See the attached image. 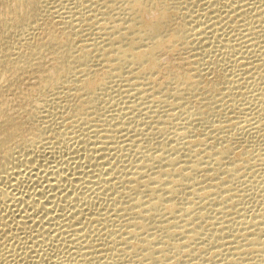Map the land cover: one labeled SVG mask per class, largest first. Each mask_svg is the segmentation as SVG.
Listing matches in <instances>:
<instances>
[{"label": "rangeland", "instance_id": "374dc122", "mask_svg": "<svg viewBox=\"0 0 264 264\" xmlns=\"http://www.w3.org/2000/svg\"><path fill=\"white\" fill-rule=\"evenodd\" d=\"M39 1H40V5L43 7L44 10H46L48 12L51 11L52 13H54V15H53L54 20H56V19L61 20L62 19V20H67L69 22L72 21L69 24H70V26H71V24L72 25L74 24V26H71V27H73L72 28L73 30H74V28H76V30H74L73 33L77 32V35H78L77 36L74 33L75 34L74 39H76L75 42L78 40L75 43L76 46L74 48V50L79 49L78 52H77V50L75 51L77 55H81L83 53L82 49H81L83 47V45L86 48L88 47L87 48L88 50L86 48H84L85 50L84 49L83 50L84 51L87 50L88 53L89 52L91 53L90 56H91L92 60H94V61H92L91 62L92 64H90V65H91V67H94L93 69L95 70V72L98 71L97 72L98 74L95 73L96 75H94L93 81L91 82V84L88 87L89 88L88 92L87 91H85V92L82 91V92L85 93V95H88V93H89L90 96H91V94H93V95L95 94V96L92 95V97H94L93 103H91L92 106L90 104L89 106H91V107L87 108L88 105L84 107L85 112L88 109H90L89 111H87V113H89V114H86V117H84V118H83V116H85V114L81 118L77 116V117H74V119H73L72 115L75 114V116H76L75 111L78 110L81 106V105H79L81 101L78 99V97L76 96V98H73V97H69L67 95L68 97L66 96L67 97L66 98L64 96L67 100L64 99V97H61L64 101L66 100L68 102V99H69V102L71 101L69 105L67 104L66 101H65L66 103H64L67 107L70 108L68 110L64 107L65 105H62V100L58 99L59 97L57 96L58 97L57 98L55 94H54L55 96L52 94L53 92L51 91V88L49 86H47L46 84H45L46 86L45 85L43 86V84L41 83L42 84V87H41V84L37 83V82H39L38 80H42L43 76L45 77V79L47 81H50L56 77L55 72L57 70V66H56L57 61L54 59V57H52L53 59L50 58L53 55H51L50 57H48V56L45 57V59H44L45 61L43 60L44 62L42 64L43 65L42 71L39 73H36L35 74L36 76L34 75L36 78L34 76L30 77V76L23 75L24 77L26 76L25 78H23V76H21L23 78V79L21 78V80H20L21 84H22L21 88L17 89V93H16L15 88H13L11 90H13V91L15 90L13 92L15 95L13 93H9L8 95L5 96V102H7L5 105L6 109L8 107L9 108H15V109H13L15 111H12V113L15 112L16 114L22 108V107H19L18 104H20V102H22V100H24V98H26L25 95L27 96L29 94L27 96L28 98H31L33 96V99H35V102H36V100H37V102L40 100L38 103L41 104L40 102H42V104H41L42 106L44 105L43 101H47L49 99V101L45 102V104L46 103L47 104L44 105L43 108L41 107V105L39 106L38 103H36L37 107H39V108L36 107V109L38 110V111L36 110V112L38 114L41 113L40 114L41 116L39 115L40 116V117L38 116L39 118L36 116L38 119L35 118V121L37 123V124L36 123L35 124H36V126H38L39 124L42 123V126L41 125L40 126L42 128L45 127L44 129H45V133L47 131V134H48L47 136H49V138L52 136V137L58 138V139L53 140L54 138L51 137L49 142H47V140L46 141L44 140V141H42L43 144L37 143L38 145L37 144L35 145V152L39 153V154L41 152V154H40V156H39V154H35V155H37V158L39 156V158H38L39 160L37 159L38 163L35 165L31 164L32 168L34 166L35 169L34 168H33V170L30 169V172H28L29 171L28 169H27L28 171L26 170L27 172L24 170L25 172H23V175L25 173L26 174L22 177V181L20 184L22 187L19 186V188H21V189L23 188V189H22V191L19 188H18L19 190H16L18 192L20 191V193L15 192V190H10V188H9V191H11V193H10L9 191H6V188L8 190L7 184L4 185L3 183H1L3 186L0 184L1 189H3L2 187L5 186L4 187L5 189H3V192H5V194H6V192H8L9 194L8 195L6 194L7 196L11 195L10 198L7 196L2 198L3 201L5 199H7V200H5L6 203L3 202L2 199L0 200V203H3L2 205H0V206H2V207H0V218H3V216H5L4 221L6 220L7 223L8 222L11 223V224L9 223V230H7V232L5 231L2 234V236L6 234L7 237L3 236L0 239V240H2L3 238L5 239V241H4V239L1 241L2 242L1 249H3V250L8 249L7 251H9V252L12 251L13 253L15 251L16 254H18L17 252L20 250L18 255H21V254H23L22 252H26V250H28L29 246L33 247L34 244L39 242L40 244L42 243L41 244L42 247L39 246L40 248H37V250L40 249V251L39 250L37 251L36 249H35L36 251H34V250H31L30 248L28 251L31 250L32 252L31 251L30 252L32 254L34 252L35 255L34 254L33 255L35 256L36 259H37V257L40 256L41 262L37 261L39 259L35 260L37 262H40V264L43 263L44 258H45V262H46V263L44 262L45 264H48L47 263L48 259L51 260L50 262L48 261L49 264H52V263L54 264V262H56L55 264H60L59 263L60 261L62 264V261L64 259L66 261L67 260L70 261V264L73 263V261H74L73 259H75L74 262H76L74 264H79V263L83 264L84 261L77 262L81 258L79 257V255H78V257L75 256L76 255L75 253L78 254L79 250H83L84 244H82V243H86L85 241H87V240H83V238L76 239V241L78 240L77 242H79V240H81L80 241L81 246H80L79 245L80 242L77 243L74 240L75 238H77L76 236L70 237V236L74 235L73 233H72L73 234L72 235L70 232H68L71 234V235L68 234L69 236H67V235H64L65 237L61 236V238L63 240H61L60 236H57V238H55L54 241H53V238H51L52 234L50 236V232L46 233V234L49 233L48 236L46 234L43 236L42 234L45 233L46 231H50V230L53 231L54 229L56 230V228L57 227L59 228V226L62 227V228H60V230L65 229L63 226H61V224L62 225L64 224V221H65L64 218L62 219V221L64 220L63 223H61L62 222L61 221L60 222L61 224L59 223V225H58V222L60 221V219H58V218L61 217L60 215H62V213L64 214V216H66V219H67L68 213L70 214L72 211L75 212L76 211L75 209L77 207H78L77 211H79V208L81 211H83V210L85 211V209H87V207L89 208L91 206L90 208H92V209L89 208V210H87L86 212L83 211L84 215L86 214L87 216H84L83 213L81 214L82 217L84 216L83 218L81 217V219L88 220V222L91 224H89L88 222H87L88 223L87 224L86 221H84V223H83V221H81L82 222L81 225H83L84 227L86 226L87 230L90 229L89 230V231H91L90 234H92V236L89 237L90 239H92V240L94 239L93 241H95V240L97 241V239L99 238L100 241H98L97 243H96V241L93 242L89 238H88V240L91 241L92 244L95 243L94 246L99 245L98 246L99 248L97 246H96L97 248L96 247L95 248L96 249H102V254H101V252L99 254L95 253V254H97V255H95L96 258L94 257V255L93 256L88 255L87 261L89 260L90 262H94V264H97V261H98V264L99 263L105 264L104 260L106 258V260L108 262H111V260H112V259L110 260L111 256H112V258L115 257L114 260H116V256H117V258H119L118 251L116 252L115 250H111V253L109 252L110 249L112 248V246L113 247H116V246L110 245L109 246L110 249L108 247H106L107 248L106 249L105 247L100 246L99 242L101 243L103 238H106L105 234H109L107 232L115 229L113 227H117V228H116V230L112 231V234L114 232H116L118 229L120 230L121 228H123L122 229L123 231L120 230V232H119V230H118L116 234L123 232L122 235L125 234L124 235L125 237H127V238L131 237L129 234L130 232L126 233V231L128 232L130 230L128 227L130 225H131L130 228L132 229V226L135 223L134 219L132 218L133 216L131 215L132 214L131 211L132 212L136 211L138 208H136L137 207V205H136L133 208L134 210L130 209L135 205V201L131 200V202H130L129 200L132 198L135 199L138 197L139 200L140 199L143 200V198H145L144 200L147 201L146 202L143 200L146 204L145 206H147V208L145 206H144V208L147 211H149V212H147V214L145 213V215L147 216V219L149 218V216H150V218L148 220L146 219V222L148 224L145 221L144 222L146 223L145 224L146 228L149 226L148 227L149 231L150 232L153 231L152 234H154V235H152L150 232L148 233V231H147L148 229H145L143 231V228L142 229L140 228V229H138L139 232L141 231L139 237L142 238L141 235H143V234H146V236L151 235L152 237L151 236H150V238L148 237L149 240L152 238L150 241V246L153 245L152 248L155 247L153 249L156 251L151 250L152 248L149 250L144 249L143 247H140L138 244L135 246L133 243L134 241L131 240L133 238L131 237L130 241H132V243L129 244V249H130L129 251L132 250L133 254L126 255L125 258L123 255L122 260H124L123 261L124 264H133L132 262H134V264H137V263L138 264H264V48H263V46H264V42H263L264 41V13H263L264 11L263 10L264 9H262L264 7V0H250V3L248 2V0H242V1L241 0H146V2L149 3L148 8H146L143 3L138 4V6H136L137 7L136 9H138L143 14V19L146 20L147 22L156 21V19L159 18L158 16L162 14V10H164L166 13H168L167 16L170 15V17H172L171 20L169 18L170 21L167 20V21H169L168 25H166L167 23H165V25H164L165 27L163 26V28H165L166 30L163 28H160L161 30H159L160 32L162 31V33L165 32V35H167L168 32H170L171 35L173 33H175L176 31L180 32L181 28H184L183 31H181L184 34L188 31L186 34L189 36H187V35L186 36L189 39L183 34L184 39L186 37L184 42L187 40L189 41V42L187 41L188 43L187 42L185 43V44H188L187 47H186V45L182 46L181 44H178L177 46L172 45V47L169 48L168 50L162 51L163 53L161 52L162 53V54H160L161 57H159V54L157 53L156 57H159L158 63L160 64V68L158 70L153 69L150 65H148L149 63L148 64L147 63L142 64V66L138 65V64H131L128 61H126L127 63L126 62L122 63L114 57V56H116V53L118 51V50H116V47L117 48L118 47H124L125 45H127L126 43H130V41H128V40L130 38H133V37H131L133 35H134V37H137L136 33H138V30H139L138 27H136V28L135 27L134 28L129 27L131 29V30L129 29L130 34L128 31H126L128 29L127 25L129 26L130 21L132 19L130 15L133 14L132 10L129 9V7H128V6H130L129 1H131V0H111L110 2L108 0H39ZM213 1L215 3V7L213 5L214 4ZM206 2H207V4H205ZM211 2L213 3V4H211V7L213 6L212 8H215V10H217V9L219 10V11L218 10L216 11L217 14L216 13H214V14L216 16H218V15L221 16L223 20L219 19L221 17H219V16L216 17L213 14V10H211V7H209ZM243 2H244V4L245 3L246 4L244 5ZM236 3L240 4V6ZM87 4H89V5H87ZM233 4H234V7H232ZM206 5H208V6L206 7ZM243 5L244 6L247 5L246 8L247 7L248 8L246 9ZM241 6H243L245 8V10L244 9L241 10L240 9ZM105 7H107V8H105ZM204 7L205 8L209 7L208 9H210V11L212 12V15H210L211 14L210 11L204 14L203 12L208 11ZM230 7H232V8H230ZM235 7H238V8H235ZM260 7H262L261 8L262 11L259 9ZM126 8L128 10H131V11H128ZM184 8H185V10H183ZM257 8L259 10L256 11ZM202 9H203V11H202ZM229 9H230V11L232 9H235L236 12H233L235 10H232V12H229ZM215 10H214V12H215ZM239 11L242 14L244 12H246V14H244L245 16L242 15ZM128 12L130 14H127ZM228 12L231 14H229ZM260 12H262V13H260ZM55 13H57V14H55ZM198 13L200 15H202L201 18L200 17L197 18L199 16V15H197ZM107 14H109V15H107ZM226 18H229V19L227 20ZM242 18H244V19L246 18V19L244 20ZM104 19H105V21H104ZM172 19H174V20H172ZM195 19L198 21H196ZM198 22H200V23H198ZM202 22H204V23H202ZM206 22H207V24H206ZM102 23H106V24H102ZM201 23L203 24V27L201 25H197V24H201ZM211 23H214V25ZM125 24H126V26H125ZM102 25H104L105 27ZM216 25H218V26H216ZM182 26H184V27H182ZM206 26L207 27L212 26L213 29H215V30H213L211 27L210 29H212V30L209 31L210 29L209 28L207 29ZM116 27H119V28H117V31H116ZM195 27H196V29H195ZM200 27L201 28L206 27L207 33L202 34V36L197 35L195 32H197V29H201ZM217 27H218V29H217ZM78 28H79V30H78ZM121 28H122V30H121ZM69 29H71V28L69 27ZM133 29H134V31L135 30L136 31L133 32L132 31ZM173 29L174 30L176 29V30L174 31ZM248 29H249V31L251 30V32H249ZM184 30H187V31L184 32ZM123 31H124V34H123ZM159 31L157 33H159ZM166 31H168V32H166ZM246 31L249 32V34ZM146 33L149 34V31ZM146 33L141 32L140 37H139V33H138V38H141L142 36H143L142 38H146L151 34L150 33L148 35ZM113 34H114V36H113ZM144 34H146V35H144ZM250 34H251V36L252 35L253 36L250 37V39H249V37H246V36L247 35L250 36ZM109 35H110V37H109ZM119 35L124 37V38H119ZM163 35H164V33H163ZM112 36H113L114 42L112 41ZM144 36H146V37H144ZM151 36H150V38H151ZM209 36H210V38H209ZM25 37L30 38V36H28V35H26ZM243 37L245 40L243 39ZM252 38L254 40H252ZM15 39H17V38H15ZM15 39H14V41H16ZM66 39H67V36L62 39V42H60V45L61 44L64 45ZM109 39H111V41L115 44L111 43ZM147 39L149 40V41L147 40L148 43H150V41H152L149 39V37ZM152 39H153V37H152ZM246 39L248 42L250 41L249 42L250 45H249V43H247ZM79 40H81V41H79ZM120 40H123V41H121L119 43ZM139 40H137V42H136L137 47L142 46V44H140V42L144 43L146 41V39H145V41L143 42V39H142L139 42V45H137ZM255 40H256V42H254ZM108 41L111 44H113L114 46L111 45ZM125 41H126V43H125ZM251 41H253V42H251ZM254 43L257 46L260 43L259 48L260 49L262 48L263 51L260 50L258 47H256L259 50V52L251 55L252 56L251 57L252 62H250L251 60H249V61H247L249 64L248 63L245 64V62H243V60H239L240 56L242 55V53L248 52V50H250L251 48L253 49L255 47ZM93 44H94V46L98 45L99 47L98 46L94 47ZM107 44L108 45L110 44L109 46H111L112 48H109V46ZM120 44H122V45L120 46ZM144 45L145 44H143V47L140 49V51L143 50ZM253 45H254V47H252ZM261 45H263V46L261 47ZM77 46L79 48H77ZM90 46L92 47L91 49H90ZM103 47L107 48V50L109 49L107 51L109 54L105 53L106 51L104 53L102 52ZM249 47H251V48H249ZM113 48L115 49L114 52L112 50ZM80 49H81V51H80ZM110 49H111V51H110ZM260 51H262V52H260ZM101 53H103L104 55H101ZM256 56H258V57H256ZM105 57H107V58H105ZM101 59H103V60H101ZM105 59H106V61H104ZM118 61L121 63L120 66H119L120 63ZM110 63L113 65H111ZM94 64H98V65H94ZM132 65H134V66H132ZM78 67H81L80 68L81 70L78 69ZM78 67L76 68V70H78V71H76V74L78 77H81L82 73H83L82 71L84 69H86V67L85 66L83 67V65L78 66ZM148 67H149V69H148ZM82 68H84V69H82ZM39 84H40V86H39ZM217 85H219V86H217ZM235 85H237L238 87L236 86V88H234ZM40 87H41V90H40ZM45 87H47V88H45ZM229 87L232 89L230 90ZM42 88H44L46 90L43 91ZM233 88H234V90H233ZM229 90H230V92H229ZM42 91L44 93H46V95H44V93L42 94ZM39 92L43 95L40 98L38 97L39 95H41ZM229 93H230V95H229ZM47 95L49 97H47ZM62 96H63V94H62ZM9 97H11V98L9 99ZM13 97H15V98H13ZM43 97H45V99L47 98V100H45ZM53 97H55V98H53ZM18 98H20L22 100H20ZM70 98H71V100H70ZM72 98L74 99V101H76V103H77V100H75V99H78L79 104L78 103L76 104V105H79V107H77L78 109L76 108V105L73 104ZM51 99H52V101H51ZM83 99L85 101L84 96L81 100H83ZM174 102H176V103H174ZM71 105H72V108H71ZM73 105L75 106V108L73 107ZM45 106H47V107H45ZM30 107H28L27 109L30 108L32 110V105ZM48 107H50V108H48ZM16 108H18V109L20 108V109L18 110ZM60 108L62 110H60ZM85 109H87V110H85ZM44 110L46 112H43ZM66 110H68L70 114L66 113V115H65ZM70 110L71 111L73 110V113H71ZM48 112H50V113H48ZM49 115H51V116H49ZM64 116H66V119H68V120H66ZM70 117H72L73 120ZM75 118H77V120ZM79 118L81 120L83 118V120L80 121ZM69 119H71L73 122H75V120H76V123L73 124V122ZM160 119H161V121H160ZM59 121H60V123H59ZM66 121H67V123H66ZM68 122H70L71 126H70V124H68ZM58 123L59 124L63 123L65 125H63V124L59 125ZM72 124L74 126H72ZM76 124H79V125L77 126ZM62 125L65 128H63ZM81 128H82V130H81ZM85 130H86V133L84 132ZM97 130H98V132H97ZM59 131L63 133V137H65L66 139L61 137L62 134L59 133ZM106 131H108V132H106ZM57 133H58V135H57ZM82 133H85V134H82ZM108 134H110V138L105 139V136L109 137ZM55 135L57 137H55ZM87 136H88V139H87ZM94 136H95V138H94ZM60 137L63 138L62 139L63 144H59V143H62ZM74 137L80 141H77L76 139H74ZM98 138H100L101 140ZM51 139H52V144L54 142H55V144L49 145V143H51L50 142ZM110 140L112 142H110ZM93 141H94V144L96 143L95 146L93 144L89 146L88 144L93 143ZM102 141H104V142L101 143ZM44 142L46 143V145H44L45 144ZM105 142H107L110 145H107V143H105ZM104 143L106 144V146ZM39 145H41L42 147L40 146V148H39ZM43 146H45V147H43ZM52 146L57 151V153L55 152V154L56 155L58 154L57 156H59L56 158V160H58V161H56L55 159H53V160L52 159L42 160L43 158H45V157H43L44 154H42V153H44L45 151H46L45 153L55 151V149H52ZM58 146H60V147H58ZM63 146H65V147H63ZM93 146H94V148H93ZM225 146L229 147L228 148L229 151H227L229 153H227L226 157L224 156L225 158L223 157L224 159L223 158L220 159L219 158L220 157L219 152ZM37 147H38L39 151H38V149L36 151ZM78 147L79 148L81 147V148L79 149ZM86 147H88L89 149ZM91 147H92V149H91ZM97 147H100V148H97ZM82 148H84V149L82 150ZM42 149H44L43 150L44 152L42 151ZM98 149H99V152L97 151ZM88 150H91V151L93 150L94 154H91L93 152H91V151L89 152ZM61 151L63 153H61ZM69 151H71V152H69ZM95 151H96V153H95ZM216 152H217V154H216ZM22 154H21V156H24L26 154V152L25 153L23 152ZM85 155H86V157H85ZM92 155L96 158L95 160H93L94 158H92L93 157ZM101 155L103 157H101ZM217 155H218V158H217ZM152 156H154L156 159L153 158ZM41 157H42V159H41ZM84 157L86 159H84ZM259 157H261V158H259ZM80 158H82V159H80ZM106 158H107V161L105 160ZM148 158L149 159L151 158L150 161ZM63 159H65V160H63ZM70 159H71V161H70ZM60 160H62L61 162H63V164L65 163L64 167L67 165L66 166V167H68L67 171H66V169H67L66 167L65 168L61 167V166H63V164L60 162ZM108 160L110 161V163H108L110 165H107ZM146 160H148V161L146 162ZM48 161L50 162V164ZM54 161H56V162H54ZM73 161L74 162L77 161L80 164L74 163ZM104 161H106V162H104ZM157 161H159V163ZM218 161H220V162H218ZM35 162H37V161L35 160L34 163ZM70 162H73V165ZM140 162H142V163H140ZM51 163H53V164L51 165ZM56 163H57V166H60V169H63V170H61V171H63L62 172L63 175L61 174V171H59L60 172L59 174H61V177H62V180H61L62 182L60 181L61 184H59L60 182L58 183V185H59L58 188L60 186L61 187L59 188V190H57L58 188L55 187V188H57V189H55V191L58 192V196L61 195V197L56 196V198H55V200L58 198L57 202L58 201L60 202V203L58 202L59 204L57 205V207L59 206V208H57L56 205H53L54 203H57V202L54 200L55 202L52 203L53 198H52V201L50 198L48 200V203L50 201L51 206H48V208H49V210L51 209L50 211L53 213L54 217L50 216V215L43 216L44 213H42V212L41 213L43 215L40 213V216L38 214H35V216L36 215L39 216V218L36 216V219H38L37 221H39V219L41 221V217H43V219H45V221L47 220L46 222L44 221V225L43 224L41 225L43 227L45 226L44 230L46 227L51 228V229H46L45 232L42 233V231L38 232L42 227L38 229L37 228L38 225L37 226L35 225V228L34 227H31V229H30V227L27 228L28 229L27 230L28 234L26 233L27 235L26 234L21 235V236H27L28 238H26V239L29 240V243L26 239H25V241H23L24 237H22V239H20V241H21L20 244H18L19 240H14V239L10 240V238H11L10 236H12V234L8 231H12V227L16 226V225H12V224H15V221L13 220L14 219L13 216L15 215L14 213H16V210H18V209L22 210L21 209L22 205L21 206L19 205L18 207L15 206V209L17 208L16 210L14 208H10L12 205L13 206L15 205L12 202V198L15 196L17 197L19 194L20 195L23 194L21 196H24L28 200L32 196L33 193H37V195L36 194H35L36 196L33 195L32 198L35 197V199H36V197H37L38 199H36V200L41 199V201L42 200L45 201L46 199H48V196L51 194L50 193L51 191H52V193L55 194V191L49 190L50 188L47 186L48 185V183H47L48 179L46 180V177L49 178V176L46 174H47L49 169H53L52 168L53 166L56 167ZM67 163H69L70 165ZM81 163H82L83 167L82 166L78 167L79 165H81ZM101 163L102 164L104 163L103 164L104 166L101 165ZM144 163L147 165H145ZM168 163L170 164V166L168 165ZM39 164L42 166L41 168L39 167L40 166ZM58 164H61V165H58ZM95 164H96V166L99 165L101 167L97 166L98 167L97 168L95 166ZM137 164L138 165L141 164L139 166L143 165L144 169H145V167H146V169H148V170H145V172H146L145 177L148 178L147 180H151V179H153L152 181L157 180V181L153 182V184L151 183L152 186H150V188L152 191L146 190L144 187L143 188L139 187L140 189L136 188V190L138 189L141 192L136 191L135 188L134 189L132 188V187L136 186L135 183H133L134 185L132 184L133 185L132 187H131V184L125 183L127 181L126 179L128 178V177L126 178L125 176H127V174L131 175L132 170H133L132 166H133L134 171H135V167L136 168L139 167V166L137 167ZM205 164H207V165H205ZM49 165H51V166H49ZM121 165L123 167H121ZM46 166H49L51 168L46 167ZM73 166H75V168H73ZM111 166H113L112 167L113 169L111 168ZM161 166H162V168H163V166L166 167L167 171L171 170L172 173L175 172V173H173L174 175L173 174L172 175H165V173H166V172H164L165 169L163 170L161 168ZM70 167H71V171L75 170L77 172V170L80 169L77 172L79 175L77 173H75V171H74V173H75V175H74L70 171ZM106 167H108V168L110 167V168L108 169ZM157 167L162 169L163 171H161V170L159 171ZM39 168H40V170H38ZM102 168L105 170H102ZM114 168L116 170H114ZM124 168H125V170H124ZM214 168H215V170H214ZM44 169H45V171H44ZM81 169L86 170V171L83 170L85 173H83L81 171ZM119 169H121V170H119ZM211 169H213V170H211ZM41 170L44 172H41ZM97 170H102L101 172L99 171V173H103V174L96 173L99 175V179H97L98 175H96V176L92 175V176H93V178L96 177L95 179L99 180L98 182L100 184L103 183L101 181L102 178L104 179L103 180L104 185H105V182L109 180L110 185L107 184L108 183L107 182L106 184L109 186L105 185V186H107V188H105V189H109V191H112L113 193L112 192L110 193L107 190L110 193L107 198H106V196H107L108 192L106 190L103 191V189L105 187L103 184H102L103 187L101 185V190H100V186H99L100 184L97 183V180H94L91 177H89L90 182L88 180V176H90L91 174L89 175V173H87V172H90V173L98 172ZM110 170H113V172H111ZM32 171L35 172L36 174L38 172L39 178H38V175H36L35 173L34 174L32 173L33 174V176H32V174H31ZM49 171H51V170H49ZM103 171L104 172L107 171V172L104 173ZM147 171H149L151 174L149 177H148ZM64 172H66L67 174ZM80 172H82L84 175H82V173L80 174ZM160 172H161V174H160ZM163 172H164V175H162ZM216 172H219V173H217L218 175L216 174ZM221 172H222V175H221ZM229 172H231V173H229ZM106 173L107 174L110 173V174L107 175ZM129 173H131V174H129ZM29 174H30V176L27 177V175H29ZM48 174H50V173L48 172ZM70 174L73 175L72 176L73 178L71 177ZM87 174H88V176H87ZM92 174H95V173H92ZM157 174H158V176H157ZM43 175H45V176H43ZM64 175H66L67 179H69V180H67ZM80 175H81V177H80ZM100 175L102 176L101 179H100ZM41 176H42V178H40ZM77 176L79 177V180L82 181V179H83V182H81L83 185L81 183H78L79 181L76 180V179H78V178H76ZM86 176H87V178H86ZM103 176L105 178L107 176V178H106L107 180ZM109 176H111L112 180ZM116 176H118V177H116ZM63 177L67 181L64 180ZM28 178H31V179L34 178V179L32 181H28L27 180ZM113 178H115L114 179L115 181L113 180ZM121 178H123V180ZM31 179H29V180H31ZM72 179H73V181L71 183ZM160 179H161V182H160ZM213 179H216V180H213ZM23 180L28 181L29 183L23 182ZM75 180H76L78 186H77L76 182H74ZM120 180L122 182H120ZM164 180H165V182H164ZM116 181H117V183L119 182L118 185H121L122 187L116 186V184H117V183H115ZM34 182H38V183H34ZM68 182H69V184H65V186L69 185L68 187H70V189L66 186V188H68L69 191L66 188L64 190L65 186L63 185L64 183H68ZM84 182H86V184L89 182L90 185L88 183L86 186L84 184ZM92 182L93 183L96 182V184L98 186L96 184L94 185ZM114 183H115V185H114ZM122 183L123 184L125 183V186ZM156 183H161V184H156ZM72 184H74L76 186L73 187ZM126 184H127V186H126ZM9 185L10 184H8V186ZM25 185H26V187H25ZM88 185L90 186V188H88L89 187ZM91 185H93V186L91 187ZM112 185L114 187L116 186L118 189L116 187L115 188L110 187ZM128 185H130V186H128ZM160 185H162L163 188H160V187H162ZM94 186L97 189H94ZM123 186L125 188H123ZM126 187L127 188L131 187L132 189L130 188L131 190L129 189V192H128V189L126 192H124L125 191L124 189H126ZM154 187H156V188H154ZM164 187L167 190L166 189L164 190ZM37 188H39V189H37ZM110 188H111V190H110ZM119 188H122L123 190H121ZM158 188L163 189V191H165V192H163L162 190H160ZM72 189H73V191H72ZM88 189H90V190H88ZM141 189H144V190H141ZM173 189H175L176 191L173 192L172 194L168 193V191H171ZM37 190L39 193L37 192ZM60 190L62 192H64L65 194H63ZM93 190L95 193H97L100 190V192H101L100 194H102L103 196L102 195L100 196V194L97 193L98 196H100V197H97V194H94V192H92ZM95 190H98V191H95ZM132 190H133V192H132ZM134 190H135V192H134ZM13 191H14V193H13ZM32 191H33V193H32ZM59 191L62 194H59L60 193ZM71 191L73 194V198H72V196L71 197L67 196V199H66L67 192H69L71 194ZM118 191H119V194L117 193ZM144 191L146 192V195H145V193H143ZM25 192L27 193V195ZM57 192H56V194H57ZM138 192H139V194H137ZM148 192H150L149 194L152 193V195H149ZM155 192L156 193L163 192V194L161 193V195L160 194L158 195ZM16 193H18V194H16ZM28 193H31V196H30V194L28 195ZM40 193H41V196H45V197L44 198L41 197ZM135 193L137 196H135ZM141 193L143 194V198H141V196H140V195H142ZM54 194H51V195H54ZM168 194H170L171 196H169ZM62 195L63 196L65 195L64 196L65 198ZM76 195H77V197H76ZM126 195L128 197H126ZM162 195L163 196L166 195V196L162 197ZM155 196L162 198L161 199V200H163L162 203H165L164 198H166V197L167 198L173 197V198H171V201L169 200V198L168 199L166 198L168 201L166 200L167 202L165 203V207L162 208L163 205L160 206L162 208V211H160L158 209L160 207L154 208V207L150 206V202H149V201H151L150 197L154 198ZM18 197H20V196H18ZM129 197H130V199H129ZM8 198L10 199L11 203H8V201H9ZM68 198H69V201H70V198H71V201L74 200L72 202L74 205L72 204V206H74L75 208H73L71 206V201L68 202ZM87 198L89 200H87ZM115 198L117 199L116 202H115ZM119 198H121V200H119V201H122L121 205H120V203L117 204ZM230 198H231V200H230ZM60 200L62 201V203ZM64 200H67V203L70 204V206H68V204L66 203V201L64 202ZM77 200H80V202L79 201L75 202ZM82 200H83V203H84V201L85 202L86 201L91 202L90 203L91 205L86 204V206H85V204L82 203ZM99 200H100V202H99ZM143 201H142V203L144 205ZM113 202H114V204H113ZM123 202L124 203L128 202L127 204L126 203L125 204L126 205L130 204L129 205L130 207L126 206ZM76 203H78L79 206L75 205ZM81 203H82V205H81ZM115 203H116V207L118 205H120V206H118L119 207L118 209L120 211H122V212H120L121 217L119 216V214H117V213H119L118 212L119 210L118 209H116L117 211L115 210V208H116L114 206ZM132 203L134 205H131ZM147 203H148V205H147ZM5 204L6 205L8 204V205L6 206ZM60 204L62 205V208L64 205L65 209L67 208L65 205H67L68 208H70L72 211L69 210L70 211L69 212L66 209V212H68V213H66L64 208H63L64 210L61 209ZM9 205H10V207H9ZM23 205L25 206V207L22 206V208L23 207L25 208V209L23 208V211L27 210L26 209L27 204L25 203ZM88 205H90V206H88ZM122 205H124V206H122ZM54 206H55V208H54ZM94 206H96V207H94ZM106 206H107L106 209H108V212H106V210H103V211L100 210ZM3 207H4V209L2 211L1 209ZM5 207H6V209L8 207L9 208L6 210ZM120 207H121V209H120ZM125 207L127 208V210L130 209V210H128V211H130L129 212L130 215L128 213H125L126 212V211H124V210H126ZM52 208H53V210H52ZM123 208H124V210H122ZM13 209L15 211H13ZM96 209L97 210L99 209V211H97L98 213L95 212ZM112 209L115 210L114 214H113V211H109ZM150 209H151V211H150ZM155 209H157L158 211H155ZM60 210H63L64 212L60 211ZM93 210H95V211H93ZM153 210L157 213H155V212L153 213ZM27 211L31 212V209L28 208ZM100 211H102L103 214L100 215V213H101ZM110 212H111V214H110ZM150 212H151V215H150ZM2 213H6V214L3 215ZM54 213L55 214L58 213V215L55 216ZM91 213L94 214V216H96L95 217L96 219H94V216L91 217L92 216ZM108 213L111 215V217H114V218H111ZM148 213H149V216H148ZM7 214H9L10 216H8ZM49 214H51V213H49ZM89 214H91V216ZM98 214L100 215L101 218L102 217L103 218L100 219ZM122 214H123V216L126 215L125 217H128V218H125V217L122 218ZM104 215L105 216L109 215V217L104 218ZM57 216H59V217H57ZM64 216L62 215V217H64ZM175 216H177V217H175ZM6 217H8L9 220H11L10 218H12V220L9 221L8 219H6ZM52 217L55 218V222L53 221ZM97 217L100 219V221L104 220L101 222L104 225L103 224L100 225L101 223L98 225V226H101V228H103L102 230H105V228L108 227L107 228L108 230L106 229L105 230L106 232L104 231L105 233L102 230H101L102 232L99 231L100 235H99V232H96L100 228L97 225L92 224L96 220H97L96 221L97 224L99 223V219H97ZM108 218H111V219L108 220ZM116 218H122V219H116ZM112 219H116V220L115 221L113 220L111 223L110 221ZM123 219H125V222ZM129 219H130L129 224L131 223V220L133 221L130 225L127 224ZM48 220H50L49 226H48V224H49ZM51 220H52V222H51ZM107 220L109 222L108 223L106 222L107 225L105 226V224H106L105 221H107ZM183 221L184 222L187 221V222L184 223ZM119 222H120V227H119ZM51 223L52 224L57 223L58 226L57 225L54 226V224L51 225ZM65 223H67V222H65ZM117 223H118V226H117ZM121 223L124 225L121 226L122 225ZM108 224H109V226H108ZM156 224H158V225H156ZM177 224H178V226H177ZM11 225H12V227L10 228ZM81 225L79 227H81V229L84 230L83 229L84 227ZM90 225H92L91 228H90ZM111 225H114V226H111ZM125 225H127L128 230H126L127 228L126 229L124 228ZM181 225H182V227H181ZM51 226L54 227L53 230H52ZM93 226L94 227L96 226V227L94 228ZM104 226H105V228H104ZM175 226H177V227H175ZM86 227H85V230H86ZM88 227H89V229H88ZM92 227H93V230H92ZM109 227H110V229H109ZM157 227L159 229H157ZM33 228H34V230H33ZM94 229H96V231ZM87 230H86V232H87ZM13 231H12V233L17 232V231H14V232ZM21 231L18 230V233H20ZM32 231H37L40 234H38L37 232L33 233ZM65 231H67V230H65ZM92 231H95V232H92ZM23 232H24V230H23ZM25 232H26V230H25ZM82 233H83V231H82ZM95 233H97L96 234L97 238L95 236ZM101 233H103V234L101 235ZM116 234L115 233L113 234V235H115L114 237H117ZM126 234H129V235L127 236ZM29 235H31V236H29ZM41 235L44 237V239ZM94 236H95V238H94ZM99 236H101V237H99ZM31 237L33 238V240L36 239V242H35V240L33 242ZM47 237L48 238L50 237L49 238L50 240H48V242H47L48 244L45 243L46 240L48 239ZM143 237H145V236H143ZM37 239H39V240L42 239L43 241L44 240L45 241L43 242L42 240L39 241ZM51 239H52V241H51ZM57 239H59V240H61V242L62 241L63 242L61 243ZM7 240L9 242L4 243V242H7ZM69 240H71V243ZM17 241H18V243H17ZM56 241L57 242L59 241V242L57 243ZM128 241H129V238H128ZM50 242H55L56 243V244L54 243L55 246H57V244L60 243L59 244L60 246H57V248H54V246L52 245L53 243L50 244ZM64 242L65 243L67 242V244H64ZM68 242H69V244H68ZM26 243H28V244H26ZM39 243H38V245H40ZM72 243H74L75 245H73ZM21 244H22V246H20ZM23 244H26V246L28 245L27 248ZM49 244L51 245L49 247H51V249L53 248L52 252H51V249L47 246ZM62 244H63V246L65 245L64 248H61ZM167 244H169L170 246ZM67 245H70V246L72 245V247L70 248V246H67ZM36 246H37V244L34 246V248H36ZM77 246H78V248H77ZM120 246L121 245H119V247ZM73 247L77 248V251H76V249L74 250ZM122 247H125V245L122 244ZM132 247H134V249L136 247H138L139 249L136 248L137 250L136 249L134 250V249H132ZM104 248L106 251L104 250ZM48 249H50V251H48ZM56 249H58V250H56ZM65 249L67 251L69 250L68 252L70 253V255H67V254H69L67 251H66L67 254H66V252H63V251H65ZM136 251H137V253H136ZM138 251L139 252L141 251V253H139ZM20 252H21V254H20ZM30 252L28 254H30V256L33 257V255ZM44 252H45V255H44ZM113 252H115V254H113ZM132 252H130V253H132ZM26 253H24V254H26ZM51 253H53V254H51ZM153 253H155V254H153ZM72 254H75L74 258L72 257ZM104 254L107 255V257L104 256ZM110 254H111V256H109ZM138 254H140V255H138ZM36 255H37V257H36ZM100 255H102V256H100ZM48 256H51V257H48ZM69 256H70V258H69ZM89 256H91V257L89 258ZM134 256H135V259H134ZM28 257L29 256H27L28 260L24 259V261H26V262L29 261V263L28 262L27 263L32 264L31 262L35 258L34 257H33L34 259L31 258L32 259V261H31V259H29L30 257L29 258ZM41 257L42 258L44 257L43 260L41 259ZM60 257L63 259H61ZM65 257H67L68 259H66ZM121 257H122V253H121ZM92 258H94L95 260L93 261ZM59 259H61V260L59 261ZM70 259H72L73 261ZM98 259L100 260V262ZM101 259H103V260H101ZM65 260L63 261L64 262L63 264H69V262L68 261L66 262ZM89 261H88V264H92V263H89ZM101 261H103V263ZM26 262L25 263L23 262V263L27 264ZM84 264H86V263L84 262Z\"/></svg>", "mask_w": 264, "mask_h": 264}, {"label": "bare ground", "instance_id": "6f19581e", "mask_svg": "<svg viewBox=\"0 0 264 264\" xmlns=\"http://www.w3.org/2000/svg\"><path fill=\"white\" fill-rule=\"evenodd\" d=\"M109 2L111 1V0H108ZM242 1V0H241ZM113 2V1H112ZM226 2V1H225ZM236 2V1H235ZM240 2V1H239ZM247 2V1H246ZM248 2L250 3V0H248ZM129 3H130V6H128L129 7V9H131L132 10V15H130L131 16V21H130V24H129V26L127 25V27H128V29L126 30V31H128L129 32V34H130V31H129V29L132 27V28H136V27H138V33H139V37L141 36V32H148L149 31V34L148 33H146V34H148L147 36L149 37V39L150 40H152V41H150V43H148L147 42V38L148 37H146V36H144V37H146V38H142L143 39V42L145 41V39H146V41L144 42V43H141L140 41L142 40L141 38H138V33H134L137 37H134V35L133 36H131V37H133V38H130L128 41H130V43H126V41H125V43L127 44V45H125L124 47H116V50H118L117 51V53H116V56H114L117 60H119L120 62H126V61H128V62H130L131 64H138V65H141L142 66V64H148V65H150L153 69H155V70H158L159 68H160V64L158 63V60H159V57H161L160 56V54H162L163 52L162 51H164V50H168L169 48H171L172 47V45H178V44H181L182 46L183 45H186V47H187V45L188 44H185L187 41H185L184 42V40L186 39V37L187 36H189V35H187L186 33L188 32L187 30H184V32H186L185 34L184 33H182L181 31H183V29L184 28H181V30H180V32H175V33H173L172 35H171V33L170 32H168V31H166V32H168V34L167 35H165V32H163L164 33V35H163V33H162V31L160 32L159 30H161L160 28H163V26L165 25V23H167L166 25H168V22L171 20V18L172 17H170V15H168L167 16V14L168 13H166L164 10H162V14L161 15H159L158 17L159 18H157L156 19V21H154V22H147L146 20H144L143 19V14L138 10V9H136L137 7L136 6H138V4H140V3H143L144 5H145V7L146 8H148V6H149V3L148 2H146V0H131V1H129ZM128 3V4H129ZM209 3V2H208ZM213 3H214V1H213ZM212 2L210 3V6L209 7H211V4H213ZM205 4H207V2L205 3ZM236 4H238V3H236ZM242 4V3H241ZM243 4H244V2H243ZM246 4V3H245ZM244 4V5H245ZM82 5V4H81ZM87 5H89V4H87ZM122 5V4H121ZM214 5V7H215V3L213 4ZM239 6H240V4H238ZM243 5V6H244ZM251 5V4H250ZM179 6V5H178ZM208 5H206V7H207ZM236 6V5H235ZM241 6L240 7V9L242 10V9H244L245 10V8H246V6ZM182 7V6H181ZM208 7V8H209ZM213 7V6H212ZM211 7V10H213V14L214 13H216L217 14V10H215V8H212ZM228 7V6H227ZM232 7H234V4L232 5ZM232 7H230V8H232ZM250 7V6H249ZM263 7V6H262ZM262 7H260L259 9L261 10V8ZM105 8H107V7H105ZM188 8V7H187ZM205 8V7H204ZM208 8H205L206 10H208V11H206V12H203L204 14L205 13H207V12H209L210 11V9H208ZM235 8H238V7H235ZM248 8V7H247ZM246 8V9H247ZM251 8V7H250ZM127 9V8H126ZM227 9V8H226ZM258 8L256 9V11L257 10H259ZM262 9H264V7L262 8ZM101 10V9H100ZM128 10V9H127ZM131 10H128V11H131ZM183 10H185V8L183 9ZM201 10V9H200ZM214 10H215V12H214ZM232 10H235V9H232ZM232 10L230 11V9H229V12H232ZM239 10V9H238ZM237 10V11H238ZM240 10V11H241ZM250 10V9H249ZM109 11V10H108ZM112 11V10H111ZM202 11H203V9H202ZM201 11V12H202ZM219 11V10H218ZM223 11V10H222ZM239 11V12H240ZM252 11V10H251ZM262 11V10H261ZM264 11V10H263ZM43 12V13H42ZM54 12V11H53ZM126 12V11H125ZM228 12V13H229ZM233 12H236V10L235 11H233ZM243 12V11H242ZM191 13V12H190ZM210 15H212V12L210 11ZM238 13V12H237ZM241 13V12H240ZM250 13V12H249ZM257 13V12H256ZM259 13V12H258ZM260 13H262V12H260ZM264 13V12H263ZM55 14H57V13H55ZM81 14V13H80ZM127 14H130L129 12L127 13ZM229 14H231V13H229ZM233 14V13H232ZM242 14V13H241ZM244 14H246V12H244L242 15H244ZM53 15H54V13H52L51 11H46V10H44L43 9V7L40 5V1L39 0H0V184L1 183H3L4 185L5 184H7V187H8V190H7V188H6V191H9V188H10V190H15V192H18V191H16V190H19V189H21V188H19V186L20 187H22L20 184H21V181H22V177L26 174H24L23 175V172H25L27 169L29 170H27L28 172H30V169L31 170H33V168H34V166H33V168H32V166H31V164L33 165H35V164H37L38 163V158H39V156H40V154H41V152H40V154L39 153H36L35 152V145L38 143V144H43L42 143V141H46L47 140V142H49V140H50V138L52 137H50L49 138V136H47L48 134H47V131H46V133H45V127L44 128H42L41 126H42V123L41 124H39L38 126H36V121H35V118H37L40 114H38L37 112H36V107H37V105H36V103H38L37 102V100H36V102H35V99H33V96L31 97V98H28L27 96L29 95H25V97L26 98H24V100H22V99H20V98H18V99H20V100H22V102H20V104H18L19 105V107H22L20 110L18 109V108H16V109H18L19 111L17 112V114L15 113V112H13L12 113V111H15V110H13V109H15V108H9L8 106V108L6 109V107H5V105H6V103L7 102H5V96L6 95H8L9 93H13L15 90H16V93H17V89H19V88H21V76H23V75H26V76H34L36 73H39V72H41L42 71V69H43V62L45 61L44 59H45V57H50L51 55H53V56H51L50 58H52V57H54V59L57 61H55L57 64H56V66H57V70H56V77L54 78V79H52V80H50V81H47L46 79H45V77L43 76L42 77V80H38L39 82H37V83H42L43 84V86L46 84L47 86H49L50 88H51V91L53 92L52 94L54 95H56V97L58 98V99H61L62 100V105H65L64 103H66L67 101V97L69 96V97H73V98H76V96L78 97V99L81 101L80 102V104L78 103L79 101H78V99H75V100H77V103L79 104V105H81L80 106V108L78 109L77 107H79V105H76L77 103H76V101H74V99L72 98V100H73V104H75L76 105V108L78 109V110H74L75 111V113H76V116H75V114H73L72 115V117H73V119H74V117H82L84 114H85V116H83V118L84 117H86V114H89V113H87V111H89L90 109H85V110H87L86 112L84 111V107L85 106H87L88 105V107L87 108H89V107H91L92 106V104L91 103H93V99H94V97H92V95L93 94H91V96L89 95V93H88V95H85V93H83V92H85V91H87L88 92V87H89V85L91 84V82L93 81V77H94V75H96L95 73H97L98 71H96L95 72V70L93 69L94 67H91V65L90 64H92L91 62L92 61H94V60H92V58H91V56H90V52L88 53V47L86 48V47H84V45H83V47L81 48L82 49V54L81 55H77L76 54V50L77 49H75L74 50V48H75V43L78 41H76L75 42V40L76 39H74V36H75V34L77 35V32L74 34L73 33V31L74 30H76V28H74V30L72 29L73 27H71V26H74V24L72 25L71 24V26H70V22H72V21H67V20H57L56 18V20H54V18H53ZM91 15V14H90ZM98 15V14H97ZM107 15H109V14H107ZM112 15V14H111ZM197 15H199L197 18H201V16L202 15H200L199 13L197 14ZM215 15V14H214ZM223 15V14H222ZM240 15V14H239ZM238 15V16H239ZM248 15V14H247ZM70 16V15H69ZM72 16V15H71ZM76 16V15H75ZM74 16V17H75ZM85 16V15H84ZM173 16V15H172ZM216 16V15H215ZM219 16V15H218ZM218 16H216V17H218ZM228 16V15H227ZM245 16V15H244ZM258 16V15H257ZM181 17V16H180ZM195 17V18H196ZM215 17V18H216ZM219 17H221V16H219ZM242 17V16H241ZM60 18V17H59ZM68 18V17H67ZM96 18V17H95ZM94 18V19H95ZM110 18V17H109ZM126 18V17H125ZM169 18H170V20H169ZM194 18V17H193ZM196 18V19H197ZM212 18V17H211ZM214 18V17H213ZM90 19V18H89ZM107 19V18H106ZM188 19V18H187ZM195 19V20H196ZM218 19V18H217ZM219 19H222V17L221 18H219ZM227 20L229 19V18H226ZM242 19H244V18H242ZM246 19V18H245ZM244 19V20H245ZM84 20V19H83ZM167 20H169V21H167ZM172 20H174V19H172ZM191 20V19H190ZM189 20V21H190ZM193 20V19H192ZM223 20V19H222ZM235 20V19H234ZM79 21V20H78ZM89 21V20H88ZM104 21H105V19H104ZM116 21V20H115ZM120 21V20H119ZM167 21V22H166ZM196 21H198V20H196ZM216 21V20H215ZM74 22V21H73ZM114 22V21H113ZM122 22V21H121ZM128 22V21H127ZM242 22V21H241ZM83 23V22H82ZM93 23V22H92ZM174 23V22H173ZM191 23V22H190ZM198 23H200V22H198ZM202 23H204V22H202ZM197 24V25H201L202 27H203V24ZM209 23V22H208ZM223 23V22H222ZM76 24V23H75ZM102 24H106V23H102ZM116 24V23H115ZM114 24V25H115ZM122 24V23H121ZM120 24V25H121ZM206 24H207V22H206ZM205 24V25H206ZM211 24H213L214 25V23H211ZM79 25V24H78ZM113 25V26H114ZM118 25V24H117ZM124 25V24H123ZM193 25V24H192ZM212 25V26H213ZM77 26V25H76ZM99 26V25H98ZM102 26H104V25H102ZM116 26V25H115ZM114 26V27H115ZM125 26H126V24H125ZM212 26H206L207 27V29L209 28H211ZM216 26H218V25H216ZM69 27L71 28V29H69ZM97 27V26H96ZM105 27V26H104ZM130 27V28H129ZM140 27V28H139ZM165 27V26H164ZM167 27V26H166ZM182 27H184V26H182ZM199 27V26H198ZM206 27L205 28H201V29H197V32H195L197 35H199V36H202V34H204V33H207L206 31H207V29H206ZM98 28V27H97ZM117 28H119V27H116V31H117ZM126 28V27H125ZM175 28V27H174ZM105 29V28H104ZM111 29V28H110ZM142 29V30H141ZM163 29H165V28H163ZM162 29V30H163ZM186 29V28H185ZM195 29H196V27H195ZM212 29H213V27H212ZM212 29H210L209 31H211ZM217 29H218V27H217ZM78 30H79V28H78ZM92 30V29H91ZM119 30V29H118ZM121 30H122V28H121ZM131 30V29H130ZM141 30V31H140ZM166 30V29H165ZM164 30V31H165ZM174 30V29H173ZM176 30V29H175ZM174 30V31H175ZM213 30H215V29H213ZM246 30V29H245ZM111 31V30H110ZM133 32H135L134 31V29L132 30ZM131 31V32H132ZM159 31V33H157ZM196 31V30H195ZM248 31H249V29H248ZM98 32V31H97ZM96 32V33H97ZM132 32V33H133ZM247 32V31H246ZM249 32H251V30L249 31ZM249 32H247L248 34H249ZM80 33V32H79ZM94 33V32H93ZM107 33V32H106ZM126 33V32H125ZM157 33V34H156ZM162 33V34H161ZM211 33V32H210ZM245 33V32H244ZM101 34V33H100ZM123 34H124V31H123ZM127 34V33H126ZM125 34V35H126ZM146 34H144V35H146ZM186 36L185 37V39H184V35ZM253 34V33H252ZM256 34V33H255ZM26 35H28V36H30V38H26L25 36ZM152 35V36H151ZM245 35V34H244ZM67 36V39H66V41H65V43H64V45L63 44H61L60 45V42H62V39L63 38H65ZM78 36V35H77ZM76 36V37H77ZM105 36V35H104ZM113 36H114V34H113ZM113 36H112V41L114 42V39H113ZM127 36V35H126ZM150 36H151V38H150ZM171 36V37H170ZM253 36V35H252ZM251 36V34H250V36H246V37H249V39H250V37H252ZM75 37V38H76ZM109 37H110V35H109ZM152 37H153V39H152ZM245 37V38H246ZM255 37V36H254ZM15 38H19L18 40L17 39H15L16 41H14V39ZM78 38V37H77ZM119 38H124V37H122V36H120L119 35ZM188 38V37H187ZM209 38H210V36H209ZM117 39V38H116ZM140 39V40H139ZM189 39V38H188ZM243 39H244V37H243ZM256 39V38H255ZM96 40V39H95ZM110 40V42L111 43H113L112 41H111V39H109ZM118 40V39H117ZM137 40H139L138 41V44L137 45H139V42H140V44H142V46H139V47H137L136 46V42H137ZM241 40V39H240ZM245 40V39H244ZM252 40H254L253 38H252ZM79 41H81V40H79ZM103 41V40H102ZM121 41H123V40H120L119 41V43L121 42ZM149 41V40H148ZM246 41H247V39H246ZM98 42V41H97ZM106 42V41H105ZM109 42V41H108ZM109 42V43H110ZM148 44H147V43ZM189 42V41H188ZM187 42V43H188ZM250 42V41H249ZM248 41H247V43H249ZM251 42H253V41H251ZM254 42H256V40L254 41ZM264 42V41H263ZM110 43V44H111ZM98 44V43H97ZM109 44V45H110ZM113 44H115V43H113ZM113 44H111V45H113ZM143 44H145L144 45V48H143V50H141L140 51V49L143 47ZM255 44V43H254ZM258 44V43H257ZM260 44V43H259ZM259 44H258V46L255 44V47H254V45L252 46V47H254L253 49L251 48V47H249V48H251L250 50H248V52H245V53H242V55L240 56V59L239 60H243V62H245V64L246 63H248L247 61H249V60H251V55H253V54H256L257 52H259V50L256 48V47H258L259 48ZM262 44V43H261ZM63 45V46H62ZM108 45V44H107ZM108 45V46H109ZM122 44H120V46H121ZM124 45V44H123ZM248 45V44H247ZM249 45H250V43H249ZM5 46V47H4ZM80 46V45H79ZM86 46V45H85ZM93 46H94V44H93ZM98 46V45H97ZM96 45L94 46V47H97ZM114 46V45H113ZM117 46V45H116ZM263 45H261V47H262ZM99 47V46H98ZM228 47V46H227ZM77 48H79L78 46H77ZM84 48H86L87 50V52L86 51H84L85 49ZM92 47L90 46V49H91ZM101 48V47H100ZM109 48H112L111 46H109ZM115 48V47H114ZM112 49L113 50V52H114V50L115 49ZM183 48V47H182ZM263 48H264V46H263ZM81 49H80V51H81ZM84 49V50H83ZM95 49V48H94ZM103 49V53L105 52V53H108L107 51L109 50H107V48H102ZM260 49V48H259ZM260 50H262V48L260 49ZM79 51V49L77 50V52ZM110 51H111V49H110ZM263 51V50H262ZM262 51H260V52H262ZM162 52V53H161ZM81 53V52H80ZM79 53V54H80ZM97 53V52H96ZM103 53H101V55H104ZM157 53L159 54V57H156V55H157ZM165 53V52H164ZM167 53V52H166ZM76 54V55H75ZM94 54V53H93ZM109 54V53H108ZM107 54V55H108ZM112 54V53H111ZM96 55V54H95ZM114 55V54H113ZM164 55V54H163ZM162 55V56H163ZM109 56V55H108ZM256 57H258V56H256ZM105 58H107V57H105ZM53 59V58H52ZM104 59V58H103ZM103 59H101V60H103ZM203 59V58H202ZM44 60V61H43ZM100 60V59H99ZM98 60V61H99ZM108 60V59H107ZM161 60V59H160ZM104 61H106V59L104 60ZM118 61V62H119ZM119 62V63H120ZM250 62H252V60L250 61ZM127 63V62H126ZM111 64V63H110ZM244 64V63H243ZM249 64V63H248ZM81 65H83V67L85 66L86 67V69H84V68H82V69H84L82 72L84 73H82V76L81 77H78L77 76V74H76V71H78V70H76V68L78 67V66H81ZM94 65H98V64H94ZM111 65H113V64H111ZM121 65V63L119 64V66ZM132 66H134V65H132ZM149 66V67H150ZM149 67H148V69H149ZM202 67V66H201ZM81 67H78V69H80ZM97 69V68H96ZM81 70V69H80ZM152 71V70H151ZM203 71V70H202ZM123 72V71H122ZM150 72V71H149ZM79 73V72H78ZM210 73V72H209ZM98 74V73H97ZM201 74V73H200ZM193 75V74H192ZM25 76V77H26ZM36 76V75H35ZM34 76V77H35ZM216 76V75H215ZM24 76H23V78H25ZM22 78V79H23ZM36 78V77H35ZM212 78V77H211ZM92 79V80H91ZM37 81V80H36ZM218 83V82H217ZM40 84H39V86H40ZM42 84H41V87H42ZM45 85V86H46ZM181 86V85H180ZM209 86V85H208ZM217 86H219V85H217ZM236 86L237 85H235V87L234 88H236ZM23 87V86H22ZM41 87H40V90H41ZM198 87V86H197ZM238 87V86H237ZM13 88H15V90L13 91V90H11V89H13ZM45 88H47V87H45ZM49 88V89H50ZM214 88V87H213ZM230 88V87H229ZM234 88H233V90H234ZM34 89V88H33ZM54 91H53V90ZM176 89V88H175ZM232 88H230V90H231ZM37 90V89H36ZM42 90L44 91V90H46V89H44V88H42ZM228 90V89H227ZM230 90H229V92H230ZM42 91V94L44 93ZM83 91V92H82ZM210 91V90H209ZM47 92V91H46ZM79 92V93H78ZM82 92V93H81ZM96 92V91H95ZM28 93V92H27ZM36 93V92H35ZM40 93V92H39ZM51 93V92H50ZM74 93V94H73ZM76 93V94H75ZM213 93V92H212ZM14 94V93H13ZM12 94V95H13ZM41 94V93H40ZM37 95L39 98L41 97V96H43V95ZM49 94V93H48ZM51 94V95H52ZM62 94H63V96H62ZM74 96H73V95ZM15 95V94H14ZM33 95V94H32ZM44 95H46V93H44ZM54 95V96H55ZM68 95V96H67ZM229 95H230V93H229ZM66 98H65V97ZM83 96H84V98H85V101H84V99L83 100H81L82 98H83ZM93 96H95V94L93 95ZM214 96V95H213ZM24 97V96H23ZM47 97H49L48 95H47ZM51 97V96H50ZM61 97H64V99H66L65 101L61 98ZM175 97V96H174ZM11 97H9V99H10ZM13 98H15V97H13ZM17 98V97H16ZM22 98V97H21ZM44 99H45V97H43ZM53 98H55V97H53ZM52 98V99H53ZM163 98V97H162ZM170 98V97H169ZM52 99H51V101H52ZM57 99V100H58ZM8 100V99H7ZM19 100V101H20ZM45 100H47V98L45 99ZM70 100H71V98H70ZM43 101V100H42ZM47 101H49V99L47 100ZM47 101H43L44 102V105H46L45 104V102H47ZM56 101V100H55ZM54 101V102H55ZM60 102V101H59ZM68 102H69V99H68ZM67 102V104L69 105L70 104V102L68 103ZM169 102V101H168ZM33 103V104H32ZM41 104H42V102H40ZM50 103V102H49ZM53 103V102H52ZM174 103H176V102H174ZM41 104H39L38 103V105L40 106ZM59 104V103H58ZM72 104V103H71ZM91 104V106H89ZM99 104V103H98ZM167 104V103H166ZM32 105V110L30 109L31 106ZM43 105V106H44ZM95 105V104H94ZM203 105V104H202ZM43 106L41 105V107L43 108ZM56 106V105H55ZM54 106V107H55ZM28 107H30L29 109H27ZM45 107H47V106H45ZM51 107V106H50ZM50 107H48V108H50ZM53 107V108H54ZM59 107V106H58ZM63 107V106H62ZM61 107V108H62ZM66 109H70L69 107H67L66 105L64 106ZM73 107L75 108V106L73 105ZM82 107V108H81ZM37 108H39V107H37ZM41 108V109H42ZM60 108V110H62ZM64 108V109H65ZM71 108H72V105H71ZM93 108V107H92ZM45 109V108H44ZM68 110H66V112H65V115H66V113H69V111ZM38 111V110H37ZM49 111V110H48ZM64 111V110H63ZM68 111V112H67ZM71 111V110H70ZM43 112H46L45 110L43 111ZM42 112V113H43ZM52 112V111H51ZM55 112V111H54ZM198 112V111H197ZM48 113H50V112H48ZM71 113H73V110L71 111ZM91 113V112H90ZM204 113V112H203ZM70 114V113H69ZM97 114V113H96ZM189 114V113H188ZM48 115V114H47ZM54 115V114H53ZM56 115V114H55ZM93 115V114H92ZM186 115V114H185ZM37 116V117H36ZM41 116V115H40ZM39 116V117H40ZM49 116H51V115H49ZM38 117V118H39ZM48 117V116H47ZM62 117V116H61ZM65 117V119H66V116H64ZM63 117V118H64ZM68 117V116H67ZM72 117H70L71 119H72ZM201 117V116H200ZM37 118V119H38ZM43 118V117H42ZM79 118V120L80 121H82L83 120V118H82V120ZM41 119V118H40ZM39 119V120H40ZM50 119V118H49ZM64 119V120H65ZM71 119H69V120H71ZM72 119V120H73ZM76 120H77V118H75ZM56 120V119H55ZM59 120V119H58ZM66 120H68V119H66ZM71 120V121H72ZM76 120H75V122H73V124L74 123H76ZM46 121V120H45ZM70 121V122H71ZM79 121V122H80ZM160 121H161V119H160ZM64 122V121H63ZM70 122H68V124H70ZM158 122V121H157ZM165 122V121H164ZM202 122V121H201ZM36 123V124H35ZM48 123V122H47ZM50 123V122H49ZM59 123H60V121H59ZM58 123V124H59ZM65 123V122H64ZM66 123H67V121H66ZM160 123V122H159ZM61 124H63V123H61ZM61 124H59V125H61ZM72 124V126H74ZM41 125V126H40ZM45 125V124H44ZM47 125V124H46ZM57 125V124H56ZM63 125H65V124H63ZM62 125V126H63ZM77 126L79 125V124H76ZM84 125V124H83ZM171 125V124H170ZM58 126V125H57ZM67 126V125H66ZM70 126H71V124H70ZM85 126V125H84ZM260 127V126H259ZM50 128V127H49ZM63 128H65L64 126H63ZM119 129V128H118ZM123 129V128H122ZM51 130V129H50ZM53 130V129H52ZM72 130V129H71ZM81 130H82V128H81ZM107 130V129H106ZM111 130V129H110ZM114 130V129H113ZM55 131V130H54ZM68 131V130H67ZM77 131V130H76ZM105 131V130H104ZM159 131V130H158ZM72 132V131H71ZM81 132V131H80ZM85 133H86V130L84 131ZM91 132V131H90ZM97 132H98V130H97ZM106 132H108V131H106ZM52 133V132H51ZM59 133H61L62 135H61V137H63V133L62 132H60L59 131ZM70 133V132H69ZM85 133H82V134H85ZM94 133V132H93ZM111 133V132H110ZM104 134V133H103ZM114 134V133H113ZM50 135V134H49ZM57 135H58V133H57ZM65 135V134H64ZM75 135V134H74ZM102 135V134H101ZM109 135V137L107 136H105V139H107V138H110V134H108ZM137 135V134H136ZM81 136V135H80ZM86 136V135H85ZM55 137H57L56 135H55ZM59 137V136H58ZM60 137V139H61V142H62V139L63 138H65V137H63V138H61ZM102 137V136H101ZM124 137V136H123ZM128 137V136H127ZM52 138H54V137H52ZM94 138H95V136H94ZM55 139H58V138H54L53 140H55ZM66 139V138H65ZM68 139V138H67ZM74 139H76L75 137H74ZM87 139H88V136H87ZM98 139H100V138H98ZM112 139V138H111ZM125 139V138H124ZM128 139V138H127ZM126 139V140H127ZM134 139V138H133ZM206 139V138H205ZM71 140V139H70ZM77 141H80V140H78V139H76ZM75 140V141H76ZM101 140V139H100ZM109 140V139H108ZM132 140V139H131ZM138 140V139H137ZM60 141V140H59ZM51 143H49V145H51L52 144V139H51V141H50ZM54 142V141H53ZM100 142V141H99ZM104 141H102L101 143H103ZM110 142H112L111 140H110ZM45 143V142H44ZM59 143V142H58ZM67 143V142H66ZM83 143V142H82ZM98 143V142H97ZM105 143H107V142H105ZM104 143V144H105ZM37 144V145H38ZM53 144H55V142L53 143ZM52 144V145H53ZM59 144H63V142L62 143H59ZM76 144V143H75ZM74 144V145H75ZM88 144V143H87ZM86 144V145H87ZM94 145L95 146V144H94V141H93V143H91V144H88L89 146L90 145ZM103 144V145H104ZM132 144V143H131ZM44 145H46V143L44 144ZM66 145V144H65ZM82 145V144H81ZM100 145V144H99ZM107 145H110V144H108L107 143ZM204 145V144H203ZM228 145V144H227ZM40 146L41 145H39V148H40ZM78 146V145H77ZM94 146H93V148H94ZM105 146H106V144H105ZM104 146V147H105ZM112 146V145H111ZM42 147V146H41ZM43 147H45V146H43ZM58 147H60V146H58ZM57 147V148H58ZM63 147H65V146H63ZM70 147V146H69ZM74 147V146H73ZM103 147V146H102ZM122 147V146H121ZM68 148V147H67ZM79 148V147H78ZM81 148V147H80ZM79 148V149H80ZM86 148H88V147H86ZM97 148H100V147H97ZM139 148V147H138ZM228 146H225V147H223L221 150H220V152H219V155H220V159L221 158H223L224 156L226 157V155H227V153H229V152H227V151H229L228 150ZM37 149H38V147L36 148V151H37ZM50 149V148H49ZM52 149H55V148H53V146H52ZM61 149V148H60ZM59 149V150H60ZM84 148H82V150H83ZM89 149V148H88ZM91 149H92V147H91ZM102 149V148H101ZM140 149V148H139ZM199 149V148H198ZM24 150V151H23ZM44 149H42V151H43ZM64 150V149H63ZM96 150V149H95ZM108 150V149H107ZM213 150V149H212ZM38 151H39V149H38ZM89 152L91 151V150H88ZM98 152H99V149L97 150ZM25 153L26 152V154L24 155V156H21V154L22 153ZM44 152V151H43ZM46 152V151H45ZM42 153V154H44V156L43 157H45V158H43L42 159V157H41V159L42 160H44V159H55L56 160V158L57 157H59V156H57L56 154H55V152L57 153V151H56V149H55V151H53V152H47V153ZM69 152H71V151H69ZM77 152V151H76ZM75 152V153H76ZM91 152H93V153H91V154H94V151L92 150ZM61 153H63L62 151H61ZM95 153H96V151H95ZM35 154H39V156H38V158H37V155H35ZM216 154H217V152H216ZM23 155V154H22ZM108 155V154H107ZM142 155V154H141ZM215 155V154H214ZM256 155V154H255ZM42 156V155H41ZM89 156V155H88ZM93 156V155H92ZM148 156V155H147ZM200 156V155H199ZM85 157H86V155H85ZM84 157V159H86ZM101 157H103L102 155H101ZM108 157V156H107ZM110 157V156H109ZM153 158H155L154 156H152ZM224 157V158H225ZM92 158H94L93 160H95L96 158L93 156ZM152 158V159H153ZM163 158V157H162ZM161 158V159H162ZM217 158H218V155H217ZM223 158V159H224ZM259 158H261V157H259ZM38 159V160H37ZM62 159V158H61ZM66 159V158H65ZM65 159H63V160H65ZM73 159V158H72ZM80 159H82V158H80ZM101 159V158H100ZM144 159V158H143ZM147 159V158H146ZM149 159V158H148ZM151 159V158H150ZM150 159H149V161H150ZM156 159V158H155ZM165 159V158H164ZM215 159V158H214ZM222 159V160H223ZM37 161V162H35L34 163V161ZM88 160V159H87ZM104 160V159H103ZM106 161H107V158L105 159ZM167 160V159H166ZM219 160V159H218ZM259 160V159H258ZM56 161H58V160H56ZM56 161H54V162H56ZM62 160H60V162H61ZM70 161H71V159H70ZM80 161V160H79ZM84 161V160H83ZM97 161V160H96ZM106 161H104V162H106ZM143 161V160H142ZM148 160H146V162H147ZM156 161V160H155ZM162 161V160H161ZM169 161V160H168ZM49 162V161H48ZM52 162V161H51ZM53 162V163H54ZM67 162V161H66ZM74 162V161H73ZM73 162H70V163H72V165H73ZM88 162V161H87ZM145 162V161H144ZM152 162V161H151ZM158 163H159V161H157ZM156 162V163H157ZM170 162V161H169ZM218 162H220V161H218ZM53 163H51V165L53 164ZM62 164H63V162H61ZM74 163H79V162H74ZM108 163H110V161L108 160V162H107V165H110V164H108ZM140 163H142V162H140ZM149 163V162H148ZM163 163V162H162ZM166 163V162H165ZM173 163V162H172ZM48 164V163H47ZM46 164V165H47ZM49 164H50V162H49ZM55 164V163H54ZM65 164V163H64ZM64 164H63V166H61V167H64ZM67 164H69V163H67ZM80 164V163H79ZM104 164V163H103ZM102 163H101V165H103ZM134 164V163H133ZM145 164V163H144ZM155 164V163H154ZM228 164V163H227ZM40 165V164H39ZM51 165H49V166H51ZM58 165H61V164H58ZM70 165V164H69ZM71 165V166H72ZM106 165V164H105ZM123 165V164H122ZM121 165V167H123ZM139 165H141V164H139ZM138 164H137V167L139 166ZM145 165H147V164H145ZM149 165V164H148ZM162 165V164H161ZM168 165L170 166V164L168 163ZM205 165H207V164H205ZM220 165V164H219ZM45 166V165H44ZM43 166V167H44ZM49 166H46V167H49ZM67 166V165H66ZM65 166V167H66ZM76 166V165H75ZM75 166H73V168H75ZM80 166H82L83 167V165H82V163H81V165H79L78 167H80ZM95 166H96V164H95ZM98 167H101V166H99V165H97ZM96 166V167H97ZM104 166V165H103ZM102 166V167H103ZM131 166V165H130ZM129 166V167H130ZM136 166V165H135ZM150 166V165H149ZM155 166V165H154ZM166 166V165H165ZM209 166V165H208ZM217 166V165H216ZM221 166V165H220ZM40 168L42 167L41 165L39 166ZM58 169H57V168ZM56 167L55 166H53L52 168L53 169H49V170H51V171H49L48 170V172L50 173V174H48V172H47V174L46 175H48L49 176V178H47L46 177V180H47V183H48V187L50 188H48L49 190H53V191H55V189H57L58 188V183L62 180V177H61V174L63 175V171H61V170H63V169H60V166H57V163H56ZM64 167V168H65ZM91 167V166H90ZM97 167V168H98ZM113 166H111V168H112ZM116 167V166H115ZM144 166L142 165V166H139L138 168H136L135 167V171H134V168H133V166H132V174L131 173H129V174H131V175H128L127 174V176H125L126 178V182L125 183H127V184H131V187L134 185L133 183H135V187H132L133 189L135 188V190H136V188H138V189H140L139 187H144L146 190H151V188H150V186H152V184H153V182H155V181H157V180H155V181H152L153 179H151V180H147L148 178L147 177H145L146 175H145V170H148V169H146V167H145V169L143 168ZM148 167V166H147ZM215 167V166H214ZM218 167V166H217ZM226 167V166H225ZM224 167V168H225ZM253 167V166H252ZM24 168V169H23ZM40 168L38 169V170H40ZM49 168H51V167H49ZM67 169H66V171L68 170V167H66ZM72 168V169H73ZM95 168V167H94ZM105 168V167H104ZM106 168H108V167H106ZM110 168V167H109ZM108 168V169H109ZM158 168V167H157ZM161 168H162V166H161ZM168 168V167H167ZM234 168V167H233ZM35 169V168H34ZM46 169V168H45ZM45 169H44V171H45ZM48 169V168H47ZM60 169V170H59ZM79 169V168H78ZM101 169V168H100ZM113 169V168H112ZM144 169V170H143ZM163 170L165 169V171L164 172H166L165 173V175H172L173 173H175V172H173L172 173V171L170 170V171H167L166 170V167H164L163 166V168H162ZM162 169H160V168H158V170L160 171H163ZM231 169V168H230ZM25 170V171H24ZM80 170V169H79ZM79 170H77V172L79 171ZM84 170V169H83ZM82 169H81V171L83 172V173H85L84 171H86V170H84L83 171ZM96 170V169H95ZM102 170H105V169H103L102 168ZM102 170H97L98 172H92V173H95V174H92V173H90V172H87V173H89V175L90 176H88V174H87V176H88V180H89V177H91V178H93V176L92 175H98V174H96V173H99V171L101 172ZM107 170V169H106ZM114 170H116L115 168H114ZM119 170H121V169H119ZM124 170H125V168H124ZM211 170H213V169H211ZM214 170H215V168H214ZM26 171V172H27ZM44 171H42L41 170V172H44ZM59 171H61V174H59L60 172ZM70 171H71V167H70ZM74 171L75 170H73V171H71L74 175H75V173H77L76 171H75V173H74ZM108 171V170H107ZM107 171H105V172H107ZM111 172H113V170H110ZM134 171V172H133ZM154 171V170H153ZM218 171V170H217ZM226 171V170H225ZM230 171V170H229ZM82 172H80V174L82 173ZM104 172V171H103ZM104 172V173H105ZM109 172V171H108ZM123 172V171H122ZM126 172V171H125ZM128 172V171H127ZM131 172V171H130ZM155 172V171H154ZM158 172V171H157ZM164 172H163V174L162 175H164ZM215 172V171H214ZM227 172V171H226ZM232 172V171H231ZM231 172H229V173H231ZM34 174L35 172H31V174ZM40 173V172H39ZM46 173V172H45ZM64 173H66V172H64ZM70 173V172H69ZM82 173V175H84ZM124 173V172H123ZM147 173H148V177L151 175L150 174V172L149 171H147ZM156 173V172H155ZM217 173H219V172H216V174ZM228 173V174H229ZM235 173V172H234ZM33 174H32V176H33ZM36 174V173H35ZM67 174V173H66ZM78 174V173H77ZM99 174H103V173H99ZM107 174V173H106ZM105 174V175H106ZM108 174H110V173H108ZM107 174V175H108ZM112 174V173H111ZM115 174V173H114ZM113 174V175H114ZM121 174V173H120ZM160 174H161V172H160ZM159 174V175H160ZM226 174V173H225ZM36 175H38V172H37V174ZM41 175V174H40ZM71 175V174H70ZM79 175V174H78ZM86 175V174H85ZM154 175V174H153ZM156 175V174H155ZM174 175V174H173ZM207 175V174H206ZM214 175V174H213ZM212 175V176H213ZM218 175V174H217ZM221 175H222V172H221ZM30 176V174L29 175H27V177H29ZM43 176H45V175H43ZM65 177H66V175H64ZM68 176V175H67ZM73 175H71V177H72ZM87 176H86V178H87ZM94 176V177H95ZM119 176V175H118ZM118 176H116V177H118ZM123 176V175H122ZM157 176H158V174H157ZM211 176V175H210ZM229 176V175H228ZM35 177V176H34ZM80 177H81V175H80ZM83 177V176H82ZM101 175H100V179H101ZM104 177V176H103ZM110 178H111V176H109ZM121 177V176H120ZM119 177V178H120ZM153 177V176H152ZM156 177V176H155ZM154 177V178H155ZM163 177V176H162ZM161 177V178H162ZM205 177V176H204ZM233 177V176H232ZM32 178V177H31ZM31 178H28L27 180L28 181H32L33 179H31ZM36 178V177H35ZM38 178H39V175H38ZM40 178H42V176L40 177ZM69 178V177H68ZM73 178V177H72ZM76 178H78V179H76V180H78L79 182L78 183H81V182H83V179H82V181L81 180H79V177L77 176ZM84 178V177H83ZM85 178V179H86ZM96 178V177H95ZM95 178H93L94 180H97V179H99V175H98V178L97 179H95ZM105 178V177H104ZM106 178H107V176H106ZM105 178V179H106ZM146 178V179H145ZM206 178V177H205ZM220 178V177H219ZM29 179H31V180H29ZM63 179H64V177H63ZM66 179H67V177H66ZM66 179H64V180H66ZM71 179V178H70ZM75 179V178H74ZM84 179V180H85ZM115 178H113V180H114ZM117 179V178H116ZM122 180H123V178H121ZM124 179V180H125ZM145 179V180H144ZM159 179V178H158ZM204 179V178H203ZM209 179V178H208ZM237 179V178H236ZM67 180H69V179H67ZM66 180V181H67ZM76 180L74 181V182H76ZM92 180V179H91ZM104 179L102 178V182L104 183V181H103ZM107 180V179H106ZM111 180H112V178H111ZM119 180V179H118ZM117 180V181H118ZM213 180H216V179H213ZM28 181H24L23 180V182H28ZM72 181H73V179L71 180V183H72ZM93 181V180H92ZM99 180H97V183L98 184H100L99 182H98ZM115 181V180H114ZM113 181V182H114ZM117 181L115 182V183H117ZM62 182V181H61ZM61 182L59 183V184H61ZM70 182V181H69ZM69 182L68 183H62L64 186H65V184H69ZM87 182V181H86ZM86 182H84V184L87 186V184L90 182V180H89V182L86 184ZM101 182V183H102ZM108 182V183H107ZM120 182H122L121 180H120ZM160 182H161V179H160ZM164 182H165V180H164ZM220 182V181H219ZM232 182V181H231ZM29 183V182H28ZM34 183H38V182H34ZM41 183V182H40ZM93 183V182H92ZM102 183V184H103ZM109 184V180L108 181H106L105 182V185H107V184ZM115 183H114V185H115ZM125 183L123 184L124 186H125ZM152 183V184H151ZM163 183V182H162ZM8 184H10L9 186H8ZM23 184V183H22ZM75 184V183H74ZM74 184H72L73 185V187L74 186H76V185H74ZM76 184H77V182H76ZM82 184V183H81ZM94 185L96 184V182L95 183H93ZM102 184H100L99 186H100V190H101V185ZM112 184V183H111ZM119 184V182L116 184V186H121V185H118ZM121 184V183H120ZM127 184H126V186H127ZM133 184V185H132ZM151 184V185H150ZM156 184H161V183H156ZM2 185V184H1ZM33 185V184H32ZM35 185V184H34ZM71 185V186H72ZM83 185V184H82ZM89 185H90V183H89ZM88 185V186H89ZM97 185V184H96ZM104 185V184H103ZM103 185H102V187H103ZM104 185V186H105ZM110 185V184H109ZM109 185H107V186H109ZM3 186V185H2ZM67 186V185H66ZM66 186L64 187V190H65V188H66ZM69 186V185H68ZM67 186V187H68ZM77 186H78V184H77ZM93 185H91V187H92ZM98 186V185H97ZM107 186H105L104 187V189H103V191H109V189H105V188H107ZM115 186V187H116ZM123 186V188H125ZM128 186H130V185H128ZM160 186H162V185H160ZM5 187V186H4ZM4 187H2L3 189H5ZM25 187H26V185H25ZM55 187H57V188H55ZM61 187V186H60ZM59 187V188H60ZM83 187V186H82ZM110 187H114L113 185L112 186H110ZM114 187V188H115ZM122 187V186H121ZM131 187H129V188H127L126 187V189H124L125 191L124 192H126L127 191V189H128V192H129V189L131 188ZM206 187V186H205ZM204 187V188H205ZM213 187V186H212ZM19 188V189H18ZM35 188V187H34ZM33 188V189H34ZM59 188L57 189V190H59ZM63 188V187H62ZM69 189H70V187H68ZM68 188H66L67 190H68ZM87 188V187H86ZM88 188H90V186L88 187ZM99 188V187H98ZM117 188V187H116ZM131 188V189H132ZM154 188H156V187H154ZM160 188H163V186L162 187H160ZM160 188H158V189H160ZM3 189H1L0 188V200L2 199V198H4L5 196H7L9 193L8 192H6V194H5V192H3ZM23 189V188H22ZM22 189H21V191H22ZM37 189H39V188H37ZM74 189V188H73ZM73 189H72V191H73ZM84 189V188H83ZM93 189V188H92ZM94 189H97L95 186H94ZM118 189V188H117ZM119 189H121V190H123L122 188H119ZM130 189V190H131ZM136 190V191H140V190ZM153 189V188H152ZM166 188L164 187V190H165ZM29 190V189H28ZM35 190V189H34ZM62 190V189H61ZM60 190V191H61ZM66 190V191H67ZM77 190V189H76ZM88 190H90V189H88ZM100 190L98 191V190H95V191H98L97 193H101L100 192ZM110 190H111V188H110ZM115 190V189H114ZM135 190H134V192H135ZM141 190H144V189H141ZM145 190V191H146ZM154 190V189H153ZM160 190H162L163 191V189H160ZM167 190V189H166ZM218 190V189H217ZM5 191V190H4ZM42 191V190H41ZM45 191V190H44ZM59 191V192H60ZM65 191V192H66ZM69 191V190H68ZM72 191H71V194H72ZM85 191V190H84ZM107 191V192H108ZM143 192V193H145V195H146V192ZM152 191V190H151ZM176 190L175 189H173V190H171V191H168V193H173V192H175ZM10 193H11V191H9ZM24 192V191H23ZM27 192V191H26ZM25 192V193H26ZM35 192V191H34ZM37 192H38V190H37ZM48 192V191H47ZM50 192V191H49ZM56 192L57 191H55V194L54 193H52V191L50 192L51 194H54V195H49L48 193V199H46L45 201H41V199L40 200H36V199H38L37 197H36V199H35V197L34 198H32L33 197V195L34 196H36L37 195V193H33V191H32V196H31V193H28V195L30 194V198L27 200V198H25L24 196H21V195H23V194H19L18 196H20V197H13L12 198V202H13V204H15L14 206L12 205L11 207H10V205H9V207L10 208H14L15 209V206L16 207H18L19 205L21 206H24L23 204H27V207L28 208H30L31 209V212L30 211H27L28 210V208L26 207V209L27 210H25V211H23V208L25 207H23L22 208V206H21V209L22 210H16V213H14L15 215L13 216L14 217V221H15V224H12V225H16L15 227H12V225L10 226V228L12 227V231L14 230V231H17V232H14V233H12V231H8V232H10L11 234H12V236H10L11 238H10V240L11 239H14V240H19V243H18V241H17V243L18 244H20V239H22V237H24V240L23 241H25V239L26 238H28L27 236H21V235H24V234H28V232H27V228H29L30 227V229H31V227H34L35 228V225L37 226L38 225V229L39 228H41L38 232H41L42 231V233L43 232H45V230L46 229H51V228H45V230H44V227L43 226H41L42 224L44 225V221H45V219H43V217H41V221H40V219H39V221H37L38 219H36V216H35V214H38L39 216H40V213L42 212V213H44V215L43 216H45V215H50V216H53V213L49 210V208H48V206H51V202L49 201V203H48V200L51 198V201H52V198H53V202L52 203H54L55 201L57 202V199L55 200V198H56V196L57 197H61V195H59L58 196V192H57V194H56ZM62 192V191H61ZM59 193V194H65L64 192H62V193ZM78 192V191H77ZM92 192H94V190L92 191ZM91 192V193H92ZM110 193L112 192V191H109ZM108 192V194H107V196H106V198L108 197V195L110 194ZM115 192V191H114ZM122 192V191H121ZM132 192H133V190H132ZM141 192V191H140ZM158 192V191H157ZM163 192H165V191H163ZM163 192H161L162 194H163ZM13 193H14V191H13ZM18 193H20V191L18 192ZM18 193H16V194H18ZM39 193V192H38ZM69 192H67V194H68ZM97 193H95L94 192V194H97ZM113 193V192H112ZM118 194H119V191L117 192ZM123 193V192H122ZM150 192H148V194H149ZM156 193V192H155ZM161 193H156V194H160L161 195ZM36 194V195H35ZM66 194V199H67V196L69 197H71L72 196V198H73V194L71 195L70 193V195L68 194L67 195ZM116 194V193H115ZM117 194V195H118ZM127 194V193H126ZM130 194V193H129ZM133 194V193H132ZM137 194H139V192L137 193ZM142 194V193H141ZM155 194V195H156ZM165 194V193H164ZM26 195H27V193H26ZM102 194H100V196H101ZM128 195V194H127ZM126 195V197H128ZM149 195H152V193L151 194H149ZM169 196H171L170 194H168ZM40 196H41V193H40ZM63 196V195H62ZM65 196V195H64ZM63 196V197H64ZM100 196H98V194H97V197H100ZM103 196V195H102ZM116 196V195H115ZM114 196V197H115ZM130 196V195H129ZM134 196V195H133ZM135 196H137L136 195V193H135ZM141 196V198H143V194L142 195H140ZM166 195H162V197H165ZM7 197H11V195L10 196H7ZM39 197V196H38ZM41 197H45V196H41ZM40 197V198H41ZM76 197H77V195H76ZM80 197V196H79ZM92 197V196H91ZM113 197V196H112ZM125 197V196H124ZM131 197V196H130ZM130 197H129V199H130ZM161 197V196H160ZM8 198V199H9ZM65 198V197H64ZM153 198V197H152ZM151 197H150V200L151 201H149L150 202V206L151 207H154V208H158V207H160V206H162V208L163 207H165V203L168 201L167 199L169 198H164L165 199V203H162L163 202V200H161L162 198H159V197H154L153 199H152ZM171 198H173V197H171ZM171 198H169V200L171 201ZM77 199V198H76ZM94 199V198H93ZM126 199V198H125ZM128 199V200H129ZM145 198H143V200H144ZM148 199V198H147ZM5 200H7V199H5ZM5 200L3 201V199H2V201L3 202H5ZM55 200V201H54ZM73 200V199H72ZM87 200H89L88 198H87ZM116 198H115V202H116ZM119 200H121V198H119L118 199V202H117V204H119L120 203V205H121V203H122V201H119ZM131 200H133V201H135V205L132 203L131 205H134L132 208H130V209H133L136 205H137V207L136 208H138L136 211H131V215L133 216L132 218L134 219V221H135V223L133 224V226H132V229L130 228V224L133 222L132 220H131V223L129 224V221H130V219L128 220V223L127 224H129L130 226H128L129 227V231L127 232L126 231V233H129L130 234V236L133 238V239H131V237H128L129 238V241H128V238L127 237H125L124 235H122V233H118V234H116L117 233V231L119 230H117L116 232H114L116 235H117V237H114L115 235H113L112 234V231L113 230H116V228L117 227H113V228H115V229H113L112 231H109V232H107V233H109V234H105L106 235V238H103V240L101 241V243L99 242V244H100V246H103V247H108L109 249H110V245L112 246V245H115L116 247H113L112 246V248L110 249V253H111V250H115L116 252L118 251V256H119V258H117V256H116V260H114V258H112V256H111V254L109 255V256H111V258H110V260H111V262H108L107 260H106V258H105V264H122L123 263V261L124 260H122V258H123V255H124V258H125V256L126 255H131V254H133V252H132V250L131 251H129L130 249H129V244L130 243H132V241H130V239L131 240H133L134 242V245L136 246L137 244L140 246V247H143L144 249H147V250H149V249H151L152 248V246L153 245H151L150 246V241H151V239L149 240V238H150V236L151 235H149V236H146V234H143V235H141L142 236V238H140L139 236H140V232H139V230L138 229H142L143 228V231L145 230V229H148L147 231H148V233L150 232L149 231V226L146 228V226H145V224L147 223L146 222V219H147V216L145 215V213L147 214V212H149V211H147L145 208H144V206L146 205L145 204V202L144 201H146V200H139L138 199V197L137 198H135V199H130L129 201L131 202ZM167 200V201H166ZM173 200V199H172ZM230 200H231V198H230ZM9 201H10V199H9ZM8 201V203H11V201L9 202ZM61 201V200H60ZM66 201V203H67V200H64V202ZM70 201H71V198H70ZM69 201V198H68V202H70ZM74 201V200H73ZM73 201H71V206H72V202ZM80 202V200H77V201H75V202ZM107 201V200H106ZM114 201V200H113ZM124 201V200H123ZM132 201V202H133ZM142 201L144 202V205H143V203H142ZM216 201V200H215ZM233 201V200H232ZM59 202V201H58ZM54 203L53 205H56V207H57V205L60 203ZM99 202H100V200H99ZM147 202V201H146ZM6 203V202H5ZM61 203H62V201H61ZM82 203H83V200H82ZM82 203H81V205H82ZM91 202H88V201H84V203L83 204H85V206H86V204H90ZM93 203V202H92ZM124 203V202H123ZM126 204L128 203V202H125ZM124 203V204H125ZM3 203H0V205H2ZM68 204V203H67ZM113 204H114V202H113ZM125 204V205H126ZM237 204V203H236ZM6 205V204H5ZM8 205V204H7ZM6 205V206H7ZM52 205V206H53ZM74 205V204H73ZM75 205H77V206H79V204L78 203H76ZM91 205V204H90ZM90 205H88V206H90ZM120 205H118V206H120ZM130 204H128V205H126V206H129ZM147 205H148V203H147ZM230 205V204H229ZM60 206H61V209H63L64 208V205H63V208H62V205L60 204ZM67 208V210L69 211V210H71L70 208H68V206H70V204H68V206L67 205H65ZM76 206V207H77ZM104 206V205H103ZM115 207H116V203H115V205H114ZM113 206V207H114ZM116 207L115 208V210L116 209H118L119 207ZM122 206H124V205H122ZM0 207H2V206H0ZM8 207V208H9ZM73 208H75L74 206H72ZM91 207V206H90ZM89 207V208H90ZM94 207H96V206H94ZM100 207V206H99ZM102 207V206H101ZM112 207V208H113ZM130 207V206H129ZM146 208H147V206H145ZM7 208V209H8ZM20 208V207H19ZM54 208H55V206H54ZM57 208H59V206L57 207ZM72 208V209H73ZM78 208V207H77ZM77 208L75 209L76 211H77ZM83 208V207H82ZM89 208L87 207V209H85V211L84 212H86L87 210H89ZM107 208V206L106 207H104V208H102V209H100V210H106V212H108V209H106ZM126 208V207H125ZM153 208V209H154ZM161 208V207H160ZM160 208H158L160 211H162V208L160 209ZM3 209H4V207L1 209L2 211H3ZM5 209H6V207H5ZM6 209V210H7ZM13 209V211H15ZM25 209V208H24ZM65 209V208H64ZM63 209V210H64ZM66 209H65V212H66ZM90 209H92V208H90ZM114 209V208H113ZM109 210V211H113V214H114V212H115V210ZM120 209H121V207H120ZM130 209H128V210H130ZM152 209V208H151ZM151 209H150V211H151ZM52 210H53V208H52ZM63 210H60V211H63ZM119 210V209H118ZM122 210H124V208L122 209ZM127 210V208H126V210H124V211H126L125 213H128L129 214V212L130 211H128ZM134 210V209H133ZM149 210V209H148ZM5 211V210H4ZM10 211V210H9ZM12 211V210H11ZM72 211V210H71ZM74 212V211H72L70 214L68 213V212H66V213H68V215H67V219H66V216H64V214L62 213V215L64 216V217H62V215H60L61 217L60 218H58V219H60V221L58 222V225H59V223L62 221V219L64 218V224L62 225L61 223H63V221L60 223L61 224V226H63L65 229H61L60 230V228H62V227H60L59 226V228L57 227L56 228V230L54 229V227L53 226H51L52 227V230L53 231H46L45 233H43L42 235L44 236L47 232H50V236H51V234H52V237L51 238H53V241H54V239L55 238H57V236H60V238H61V236H64V235H67V236H69L68 234H72L73 236H70V237H77V238H75L74 240L76 241V239H81V238H83V240H87V241H85L86 243H82V244H84V246H83V250H79L78 251V254L77 253H75V254H72V257L74 258V255L75 256H77L78 257V255H79V257L81 258V259H79L77 262H82V261H84L86 264H88V261H87V259H88V255H94V257L96 258V256L95 255H97V254H99L100 252H101V254H102V249H96L99 245H95L94 246V244H92V242L91 241H89L88 240V238L89 237H91L92 236V234H90V232L91 231H89L90 229H89V227H88V229L89 230H87V227H86V230H87V232H86V230H85V227L83 226V225H81V221H83V223H84V221H86V223L88 222V220H83V219H81V214L83 213V211H81L80 210V208H79V211H77V212ZM93 211H95V210H93ZM97 211H99V209L97 210L96 209V211L95 212H97ZM102 211H100L101 213H100V215L101 214H103L102 213ZM117 211V210H116ZM146 211V212H145ZM155 211H158L157 209H155ZM154 210H153V213L155 212ZM7 212V211H6ZM64 212V211H63ZM70 212V211H69ZM94 212V213H95ZM105 212V211H104ZM119 213H117V214H119V216H120V212H122V211H118ZM11 213V212H10ZM49 213H51V214H49ZM93 213V212H92ZM91 213V214H92ZM98 213V212H97ZM155 213H157V212H155ZM159 213V212H158ZM3 215H5L6 213H2ZM1 214V215H2ZM91 214H89L90 216H91ZM107 214V213H106ZM109 214V213H108ZM110 214H111V212H110ZM109 214V215H110ZM8 216H10L9 214H7ZM41 215V216H42ZM54 215L56 216V215H58V213L57 214H55L54 213ZM83 215H84V213H83ZM88 215V216H89ZM96 215V214H95ZM99 215V214H98ZM97 215V216H98ZM100 215H99V217H100ZM109 215L108 216H105L104 215V218H107V217H109ZM130 215V214H129ZM128 215V216H129ZM150 215H151V212H150ZM153 215V214H152ZM157 215V214H156ZM39 216H37L38 218H39ZM84 216H87L86 214L84 215ZM83 216V217H84ZM94 216V214H92V216L91 217H93ZM113 216V215H112ZM115 216V215H114ZM118 216V217H119ZM126 216V215H125ZM125 216H123V214H122V218L123 217H125ZM148 216H149V213H148ZM163 216V215H162ZM49 217V216H48ZM54 217V216H53ZM52 217V218H53ZM57 217H59V216H57ZM82 217V218H83ZM96 216H94V219H96L95 218ZM110 217H111V215H110ZM121 217V216H120ZM137 217V218H136ZM175 217H177V216H175ZM4 218H5V216H3V218H0V239H1V237H3V236H6V234L5 235H3L2 236V234L6 231L7 232V230H9V223L10 222H8L7 223V221L5 222L4 221ZM47 218V217H46ZM86 218V217H85ZM89 218V217H88ZM103 218V217H102ZM101 217H100V219H102ZM111 218H114V217H111ZM111 218H108V220L109 219H111ZM122 218H116V219H122ZM125 218H128V217H125ZM136 218V219H135ZM149 218H150V216H149ZM148 218V219H149ZM174 218V217H173ZM6 219H8V217H6ZM11 220H12V218H10ZM49 219V218H48ZM51 219V218H50ZM87 219V218H86ZM90 219V218H89ZM93 219V218H92ZM97 219H99L98 217H97ZM100 219H99V223L97 224V220L94 222V223H92V224H95V225H99L102 221H104V220H102V221H100ZM116 219H112L110 222L112 223V221L114 220H116ZM147 219V220H148ZM154 219V218H153ZM163 219V218H162ZM167 219V218H166ZM9 220V219H8ZM11 220H9V221H11ZM91 220V219H90ZM105 221V223L107 222H109V221ZM124 220V222H125V219H123ZM127 220V219H126ZM177 220V219H176ZM47 221V220H46ZM45 221V222H46ZM50 220H48V222H49ZM53 221L55 222V218H53ZM146 223H145V222ZM179 221V220H178ZM182 221V220H181ZM47 222V223H48ZM51 222H52V220H51ZM65 222H67V223H65ZM91 222V221H90ZM127 222V221H126ZM156 222V221H155ZM175 222V221H174ZM184 222V221H183ZM187 222V221H186ZM186 222H184V223H186ZM14 223V222H13ZM85 223V224H86ZM89 223V222H88ZM87 223V224H88ZM107 223L105 224V226L107 225ZM114 223V222H113ZM123 223V222H122ZM121 223V224H122ZM154 223V222H153ZM11 224V223H10ZM46 224V223H45ZM54 224V223H53ZM52 223H51V225H53ZM79 224V225H78ZM89 224H91V223H89ZM103 223H101L100 225H102ZM110 224V223H109ZM109 224H108V226H109ZM148 224V223H147ZM50 225V222H49V224H48V226ZM57 225V223L56 224H54V226H56ZM57 225V226H58ZM83 226L84 228V230H82L81 229V227H79V226ZM104 225V224H103ZM124 224H122L121 226H123ZM156 225H158V224H156ZM160 225V224H159ZM176 225V224H175ZM180 225V224H179ZM88 226V225H87ZM91 226L92 225H90V228H91ZM105 226H104V228H105ZM111 226H114V225H111ZM117 226H118V223H117ZM126 226V227H125ZM124 226V228L126 229L127 228V225H125ZM177 226H178V224H177ZM177 226H175V227H177ZM94 227V226H93ZM93 227H92V230H93ZM96 227V226H95ZM94 227V228H95ZM100 229H98V231H96V229H94L96 232H99V231H101L103 228H101V226H98ZM119 227H120V222H119ZM174 227V228H175ZM181 227H182V225H181ZM34 228H33V230H34ZM36 228V229H37ZM108 228V227H107ZM107 228H105V230L107 229ZM185 228V227H184ZM109 229H110V227H109ZM123 228H121L120 230H122ZM157 229H159L158 227H157ZM18 230L19 231H21L20 233H18ZM23 230H24V232H23ZM25 230H26V232H25ZM44 230V231H43ZM65 230H67V231H65ZM105 230H102L103 232L105 231ZM108 230V229H107ZM120 230H119V232H120ZM126 230H128V228L126 229ZM138 230V231H137ZM151 230V229H150ZM30 231V230H29ZM37 231H32L33 233H35V232H37ZM82 231H83V233H82ZM89 231V232H88ZM95 231H92V232H95ZM101 231V232H102ZM123 231V230H122ZM37 232V233H38ZM68 232H70V233H68ZM106 232V231H105ZM104 232V233H105ZM111 232V233H110ZM152 232L153 231H151L150 233L152 234ZM31 233V232H30ZM36 233V234H37ZM125 233V232H124ZM146 233V232H145ZM147 233V234H148ZM10 234V235H11ZM26 234V235H27ZM32 234V233H31ZM38 234H40V233H38ZM70 234V235H71ZM94 234V233H93ZM97 233H95V236H96V238H97V235H96ZM103 233H101V235H102ZM120 234V235H119ZM129 234H126L127 236L129 235ZM41 235V236H42ZM47 236L49 235V233L48 234H46ZM99 235H100V232H99ZM152 235H154V234H152ZM29 236H31V235H29ZM39 236V235H38ZM37 236V237H38ZM40 236V237H41ZM42 236V237H43ZM66 236V237H67ZM95 236H94V238H95ZM143 236H145V237H143ZM7 237V236H6ZM5 237V238H6ZM36 237V238H37ZM41 237V238H42ZM65 237V236H64ZM99 237H101V236H99ZM149 237V238H148ZM152 237V236H151ZM214 237V236H213ZM9 238V237H8ZM30 238V237H29ZM35 238V237H34ZM39 238V237H38ZM48 238V237H47ZM46 238V239H47ZM50 238V237H49ZM47 239L46 240V242L45 243H47L48 242V240H50V239ZM69 238V237H68ZM67 238V239H68ZM4 239V238H3ZM2 239V240H3ZM7 239V238H6ZM31 239L33 240V238L31 237ZM43 239H44V237H43ZM72 239V238H71ZM90 239V238H89ZM2 240H0V264H24L26 261H24V259H27V256H29L28 258L29 259H34L35 258V253L33 252V254L31 253L32 251L31 250H34V251H36L37 250V248H40L39 246H41V244L40 245H38V243H36L37 244V246H36V248H34V246L36 245V244H34V246L32 247H28V250H29V248L31 249L30 251H28V250H26L25 248V250H26V252H22L23 254L24 253H26V254H21V252H20V254L21 255H18L19 254V251L17 252L18 254H16L15 253V251H14V253L12 252V251H7L6 249V251L5 250H3V249H1V245H2ZM27 241H28V243H29V240L28 239H26ZM35 240V242H36V239H34ZM34 240H33V242H34ZM37 240H39V239H37ZM40 240H42V239H40ZM39 240V241H40ZM57 240H59V239H57ZM61 240H63L62 238H61ZM61 240H59L60 242H61ZM73 240V241H74ZM90 240H92V239H90ZM94 240V239H93ZM92 240V241H93ZM159 240V239H158ZM4 241H5V239H4ZM13 241V240H12ZM31 241V240H30ZM43 241V240H42ZM45 241V240H44ZM43 241V242H44ZM51 241H52V239H51ZM58 241V242H59ZM66 241V240H65ZM70 241V243H71V240H69ZM72 241V242H73ZM78 241V240H77ZM76 241V242H77ZM81 240H79V242H80ZM96 241V240H95ZM95 241H93V242H95ZM98 241H100L99 240V238L97 239V241H96V243L98 242ZM9 241L7 240V242H4V243H8ZM15 242V241H14ZM57 242V241H56ZM57 242V243H58ZM63 242V241H62ZM61 242V243H62ZM75 242V243H76ZM79 242H77V243H79ZM84 242V241H83ZM165 242V241H164ZM16 243V242H15ZM28 243H26V244H28ZM32 243V242H31ZM30 243V244H31ZM51 243H53L52 245L54 246V248H57V246H60L59 244H57V246H55L54 245V243L55 242H50V244ZM136 243V244H135ZM13 244V243H12ZM26 244H23V245H25V247L27 248V246H26ZM44 244V243H43ZM48 244V243H47ZM47 245L48 247L49 246H51V245ZM56 244V243H55ZM64 244H67V242L65 243L64 242ZM68 244H69V242H68ZM73 245H75L74 243H72ZM81 244V242L79 243V245ZM122 244H124L125 245V247H122ZM163 244V243H162ZM165 244V243H164ZM33 245V244H32ZM45 245V244H44ZM78 245V244H77ZM105 245V246H104ZM107 245V246H106ZM119 245H121L120 247H119ZM167 245H169V244H167ZM19 246V245H18ZM20 246H22V244L20 245ZM46 246V247H47ZM65 246V245H64ZM64 246H63V244H62V247L61 248H64ZM67 246H70V245H67ZM81 246V245H80ZM97 246V247H96ZM133 246V245H132ZM134 246V247H135ZM155 246V245H154ZM164 246V245H163ZM170 246V245H169ZM16 247V246H15ZM42 247V246H41ZM45 247V248H46ZM47 247V248H48ZM72 247V245L70 246V248ZM96 247V248H95ZM134 247H132V249H134ZM239 247V246H238ZM34 248V249H33ZM46 248V249H47ZM50 249H51V247H49ZM67 248V247H66ZM69 248V247H68ZM74 248V247H73ZM77 248H78V246H77ZM77 248H74V250L76 249V251H77ZM99 248V247H98ZM105 248H104V250H105ZM136 248H138V247H136ZM135 248V249H136ZM153 248H155V247H153ZM151 249V250H154V249ZM236 248V247H235ZM17 249V248H16ZM15 249V250H16ZM23 249V248H22ZM21 249V250H22ZM36 249V250H35ZM43 249V248H42ZM50 249H48V251H50ZM53 249V248H52ZM52 249H51V252H52ZM80 249V248H79ZM107 249V248H106ZM108 249V250H109ZM117 249V250H116ZM134 249V250H135ZM139 249V248H138ZM158 249V248H157ZM161 249V248H160ZM39 251H40V249H38ZM37 250V251H38ZM56 250H58V249H56ZM63 250V249H62ZM73 250V249H72ZM71 250V251H72ZM86 250V251H85ZM107 250V251H108ZM133 250V251H134ZM137 250V249H136ZM143 250V249H142ZM159 250V249H158ZM24 251V250H23ZM43 251V250H42ZM41 251V252H42ZM55 251V250H54ZM67 250L65 249V251H63V252H66ZM69 251V250H68ZM67 251V252H68ZM106 251V250H105ZM154 251H156V250H154ZM238 251V250H237ZM31 253L32 255H33V257H31L30 256V254H28V253ZM40 252V253H41ZM58 252V251H57ZM67 252H66V254H67ZM130 252H132V253H130ZM139 252V251H138ZM37 253V252H36ZM69 253V252H68ZM95 253H97V254H95ZM121 253H122V257H121ZM136 253H137V251H136ZM139 253H141V251L139 252ZM156 253V252H155ZM155 253H153V254H155ZM39 254V253H38ZM42 254V253H41ZM40 254V255H41ZM51 254H53V253H51ZM61 254V253H60ZM107 254V253H106ZM113 254H115V252H113ZM143 254V253H142ZM44 255H45V252H44ZM49 255V254H48ZM67 255H70V253L69 254H67ZM138 255H140V254H138ZM42 256V255H41ZM60 256V255H59ZM64 256V255H63ZM62 256V257H63ZM100 256H102V255H100ZM104 256H106L107 257V255H105L104 254ZM36 257H37V255H36ZM46 257V256H45ZM48 257H51V256H48ZM57 257V256H56ZM68 257V256H67ZM67 257H65L66 259H68ZM91 256H89V258H90ZM129 257V256H128ZM139 257V256H138ZM145 257V256H144ZM44 258V257H43ZM43 258L41 257V259L43 260ZM55 258V257H54ZM61 258V257H60ZM69 258H70V256H69ZM72 258V259H73ZM76 258V257H75ZM98 258V257H97ZM127 258V257H126ZM131 258V257H130ZM32 259H31V261H32ZM37 259H39V260H37ZM37 259L35 258L31 263L32 264H40V256L39 257H37ZM48 259V258H47ZM46 259V260H47ZM51 259V258H50ZM61 259H63V258H61ZM61 259H59V261L61 260ZM72 259H70V260H72ZM93 259V261L95 260L94 258H92ZM100 259V258H99ZM98 259V260H99ZM108 259V258H107ZM134 259H135V256H134ZM28 260V259H27ZM35 260H37V261H40V262H37V261H35ZM53 260V259H52ZM65 260V259H64ZM63 260V261H64ZM74 261H75V259H73ZM72 260V261H73ZM91 260V259H90ZM101 260H103V259H101ZM133 260V259H132ZM51 261V260H47V263L49 264V262ZM54 261V260H53ZM56 261V260H55ZM62 261V264L64 263ZM66 261V260H65ZM68 261V260H67ZM66 261V262H67ZM71 261V262H72ZM73 261V263H71V264H74V263H76V262H74ZM87 261V262H86ZM92 261V260H91ZM24 262V263H23ZM28 263H29V261H27ZM26 262V263H27ZM45 262V258H44V260H43V263L42 264H45L44 263ZM58 262V261H57ZM69 262V264H70V261H68ZM84 262H83V264H84ZM99 262H100V260H99ZM102 263H103V261H101ZM126 262V261H125ZM136 262V261H135ZM27 263V264H28ZM52 263V262H51ZM56 262H54V264H55ZM60 264H61V261L59 262ZM89 263H92V264H94V262H90L89 261ZM128 263V262H127ZM133 264H134V262H132ZM53 264V263H52ZM80 264V263H79ZM82 264V263H81ZM97 264H98V261H97ZM100 264V263H99ZM124 264V263H123ZM138 264V263H137Z\"/></svg>", "mask_w": 264, "mask_h": 264}]
</instances>
